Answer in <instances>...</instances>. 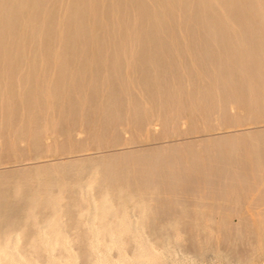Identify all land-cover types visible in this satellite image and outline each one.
<instances>
[{
  "label": "bare ground",
  "instance_id": "1",
  "mask_svg": "<svg viewBox=\"0 0 264 264\" xmlns=\"http://www.w3.org/2000/svg\"><path fill=\"white\" fill-rule=\"evenodd\" d=\"M202 33H204V34H202ZM246 38H247V42L245 41ZM248 39H251V40L249 41ZM201 42H202V44H201ZM203 42H204V44H203ZM244 42H246V44L248 42L249 43L251 42L250 44L247 45L248 51L251 50L252 48L254 49V47H256V49L258 47L257 51L258 50H261V51L264 50V46H263V44H264V0H0V111H1L0 123L4 122V119L8 120V123L11 122L10 124L12 125V127H11V125H8L7 122L4 123L5 129L7 131H9L7 127L10 126L11 128H13V124L16 123L15 120H17V122L20 123L19 121L22 119L21 118L20 120H18L19 119L18 116L20 115V111H25L24 112V113H26L25 115L29 114V112L32 113V115L34 114L35 117L32 116L33 117L32 119L29 117V115L25 116V118H24V119H26L27 117H28V119L30 118L31 122H32L31 125L33 126L34 121L37 122L39 120H42V118L45 117V116H42V118L40 119L41 114L38 115L39 114L38 112L40 110H42V112L45 111L46 113H48V116H47V118H48L47 119L48 120L47 125H49V127L47 128V130H48L49 128L52 127L51 124L59 125L63 122L61 125H64L65 123L61 119L64 118L63 117L64 115L66 116V112L68 115H71V114L72 115L78 114V116L81 115L82 112H84L87 109V107L89 108V104L91 102L90 100H92L91 103H93V100L95 99V94H93V93H100V92L101 93L105 92V95L107 93L106 96L104 95L107 100L105 98L104 99L108 102V104L110 101L109 106L112 105V109L114 108L115 104L114 103H113L114 105L111 104L112 103L111 98H113L114 95H115V97L113 98V101L115 100V98L117 96H118L117 97L118 99L116 98V100H119L121 93H126V94L128 93V95H130V93H131V96L133 97L135 94V93L133 94V92H136V94H137L136 97L137 98L139 97L138 101L140 100V96L142 95L143 98H147V99H145V100H147L146 102H148V97H150L149 99L150 100L152 99L155 104H158V107H159V104L162 105V104L167 103V105L169 106V105H171L170 103H173V104L178 103L181 106L180 109H182V110L184 109L183 114H185L186 107H184L185 103H183V99L185 98V100L187 101L186 97L190 93L189 92L190 90L188 91L190 86L196 87V85H195L196 83L191 82V81L192 80L195 81L197 78L203 79L205 74L206 75L208 74V77L209 76H215L217 74L216 72L218 69H216V72L213 70L215 68L213 66L214 64H213V62L212 63L208 62V60L206 58L207 56L212 55L211 56V58H212L214 56V54H216V53H218L221 56L224 55L222 57L225 59H223L222 61L225 60V62L219 63L220 60L218 62H216L217 64L219 63L218 67L219 68L223 67L222 70H224L223 71L224 73L220 70H219V72L220 73L222 72L221 73L222 76L227 77L231 82L237 83V86H238V83L242 84L241 83L242 80L240 78L242 75L238 79V73H240L241 66L243 67L246 59L248 58L244 54V52H245L247 55L248 52H246V50H244V52H242V50H243L242 44ZM205 43H207V45H209V46H207ZM210 45H212V46H210ZM245 47L246 46L244 45V48ZM260 47H261V49H260ZM256 49H254V50L256 51ZM229 50H230V52H232L231 50H235V52L239 53L238 57H237V59H238L237 61L231 60V56L233 55L232 54L233 52L229 53ZM220 51H224V52H220ZM225 51H227V54ZM261 51H258V52L262 53ZM240 52H242V54ZM260 53H258L257 56L259 55L258 57H262L264 59V56H261ZM250 54H251V52H250ZM174 56H176V57H174ZM182 56L185 57L184 60H186V57L188 59H190L191 63H192L193 59L194 60L197 59L196 60L197 64L194 63L191 65H188L190 63L187 61L188 60L187 59L186 61L188 62V64L185 65V63H184L185 61L183 60L184 62H182L180 59ZM216 56H217V54H216ZM233 57H234V55H233ZM244 57H246V58H244ZM250 57L252 58L251 55H250ZM211 58H209V61H211ZM215 58H217V57H215ZM172 61H174V62H172ZM252 61L253 60H251V62ZM259 62H261L260 63L261 66L264 67L263 66L264 62H263V64H262V61L259 60ZM214 63H215V61H214ZM216 63H215V66H216ZM254 64H256V63L254 62ZM250 65H252V63ZM174 66L181 73L180 79H176V75L174 73L175 72ZM254 66H253V68H256ZM245 67H247V66H245ZM262 67H258V68L264 70V68H262ZM216 68H217V66H216ZM142 69L144 70V72H146V75H144L145 74L144 73L143 74L144 76H142V77L146 76L147 78L145 77L142 79L141 78L138 79V77L140 75L139 71H142L141 74L143 73ZM205 69H206V71L208 70V72H206ZM247 69L248 68H246V71H244V72L246 73L248 71L247 72L248 75L251 76L252 73L249 72L250 69L249 70H247ZM257 69H255V71ZM137 72H138V75H137ZM186 74L189 75L188 78L186 77L187 76ZM221 74H219L218 77L221 78V80H222V77L220 76ZM162 76L164 79L166 77L170 76L172 81L166 82V80H164L162 78ZM253 76H254V74H253ZM140 77H141V75H140ZM208 77H207V79H209ZM177 78H179V77H177ZM210 78L212 79V77H210ZM219 78L217 79L218 82H219ZM227 78H225V79H227ZM252 78L250 81L248 78V81L252 82ZM260 78L263 79V77H260ZM145 79L148 81L145 82L143 88H145V90L147 92L144 91L143 88L140 90V88L138 87L140 85H141V87L143 86L142 84L138 85L139 80L140 81L142 80L140 83H144L143 80H145ZM166 79H168V78H166ZM239 81H241V82H239ZM197 82H198V80H197ZM202 82H206V81L203 80ZM212 82H211V84H212ZM259 82H261V81H259ZM193 83H195V84H193ZM200 83H201V80H200ZM263 83H264V81H263ZM201 84H199V85L201 86ZM221 84H222V82L220 83L219 86H221ZM249 84H250L249 86L246 85L247 92L249 91L248 87L251 88V86H252L251 83H249ZM224 85H222V86H224ZM219 86L217 85V89L220 88ZM224 87H227V86L225 85ZM224 87H223V90H221V91H223L225 93V91H227L228 88L225 89ZM240 87L241 86L239 85V88L237 87L238 88L237 90H239ZM201 89H202V92L205 91V90L203 91V86L201 87ZM200 90H199V92H200ZM246 90L243 89V91H245L244 93H246ZM192 91H193V89H191V92ZM218 91H220V90H218ZM252 91H253V89H252ZM252 91H251V93H252ZM138 92L140 94H138ZM223 92L221 93L222 96H224ZM253 92L255 93L256 91L254 90ZM145 93H146V95H144ZM256 93H258V92H256ZM256 93H255V95H256ZM91 94H93V95L90 96ZM259 94L260 93H258L257 97L258 96L260 97ZM128 95H126V97H129ZM138 95H140V96H138ZM192 95L194 98L193 92H192ZM192 95H191V97H192ZM204 95H206L205 96L206 99H204L205 104L207 102L210 103L211 102V101L209 102L210 98H209V100H207V94H204ZM204 95H202V97H204ZM213 95H215V93ZM233 95H234V93H233ZM240 95H242V94H240ZM240 95L239 96L234 95V97L239 98ZM253 95L254 94H252L251 96H253ZM97 96L98 95L96 94V97ZM100 96H103V95L99 94L98 98ZM228 96H231V95H228ZM228 96L226 97V99L224 97H222V98L224 99V101L226 100L227 103H229V102L231 103L235 98H233V100L229 101V99H231V98H229ZM91 97H94V99L93 98L91 99ZM123 97L125 98L126 101H123L124 100ZM126 97L121 95V99L123 102H121L120 100H119L120 102L119 101H117V102L119 104L123 103V105L125 103L127 104V98ZM195 97H196V95H195ZM257 97H256V99H257ZM227 98H229V99L227 100ZM237 98L235 99V101L238 100ZM247 98L249 99V95ZM252 98L254 99V96ZM262 99L263 98H261V100ZM98 100L101 101L100 98ZM98 100L95 99L94 103H96ZM129 100H130V97H129L128 101ZM136 100H134V103ZM194 100H195V98H194ZM201 100H203V98ZM212 100H214V99L212 98ZM238 101L240 102V100H238ZM245 101H247V99ZM253 101H255V99ZM253 101H251V107L252 108H253L252 103H254ZM79 102H81L82 106ZM82 102H84V103H82ZM107 102L106 103L104 102V105H103L104 108H107L106 110H108V107H106V105H105V104H107ZM130 102H131V100H130ZM204 102H202L203 105H204ZM241 102L243 103L244 101H241ZM247 102H249V101H247ZM115 103H116V101H115ZM140 103H142V101ZM259 103H260V100H259ZM98 104H100V103H98ZM129 104L128 105L131 106L132 102ZM189 104H190V102H189ZM234 104H236V102H234ZM243 104L245 105V103H243ZM79 105L81 106V109L78 108V107H80ZM100 105L102 106V104H100ZM123 105H121L122 107L121 106H119V107L123 108ZM211 105H214V104H209V106L206 105L207 107L205 106L204 108L207 109L209 107L207 109L209 111V110H211L210 108L213 107ZM225 105L227 107L228 104H225ZM246 105H250V104L246 103ZM255 105H256V103H255ZM85 106H86V109L84 108ZM91 106L93 107V111H94V109L97 108V104H94V105L91 104ZM127 106L125 105L124 107L127 108ZM134 106H137V104L136 105L134 104ZM153 106L154 105H152V107ZM163 106L159 107V108H163ZM168 106H166V108ZM92 107H90V108H92ZM94 107H96V108H94ZM143 107H144V105H143ZM170 107H172V106H169V110L171 109ZM214 107H215V105H214ZM217 107H218V105H217ZM236 107H237V105H236ZM255 107H254V109H255ZM257 107H258V105H257ZM121 108H119V112H121V113L123 111L125 112L124 108H123L124 110L120 111ZM139 108H141V109H139ZM139 108L137 109V107H136L135 109L141 111V114H142L143 113L142 110L144 111V109H142V106ZM173 108L175 109V107H173ZM191 108H192V106H191ZM191 108H189V111H191L190 113L195 115L193 113V109H191ZM213 108H212V110H214L213 111L214 114L211 113V115H209L210 117L212 116L211 117L212 122H214L216 120L213 118V115H216L217 113L220 112V111L216 112L215 109H213ZM79 109H80V111H79ZM83 109H84V111H82ZM112 109L110 108L108 111H110ZM145 109H146V107H145ZM149 109L151 110L150 107H149ZM154 109H156V108L154 107L152 110H154ZM258 109L259 108H256L257 113L259 112ZM89 110L90 109H87V112H85V115H87V116H85V115L83 116L84 118L85 117L87 118L88 123H90L89 121L91 120V118L89 120V116H88V114H86L89 112ZM116 110H118V109H116V108L113 109V111H116ZM150 110H147V113ZM197 110H199V109L197 108ZM222 110H223V105H222ZM226 110H228V108H226ZM241 110H242V108H241ZM241 110L239 109V111H241ZM108 111H107V113L110 114ZM113 111H111V114H112L111 117L109 115H105L106 114L105 113L104 118H105V116L106 117L108 116L112 119V117L114 116ZM128 111L129 110H127V112ZM131 111L133 112L132 109H131ZM131 111H129V115H130ZM232 111H233L232 114H234V108H232ZM239 111H238V113H239ZM11 112H12V115H11ZM16 112H18V113H16ZM104 112H106V111H104ZM164 112L165 111H163V113H161V114L165 115L166 112H165V114H164ZM204 112H207V111L204 110ZM242 112L243 111H241V113ZM252 112H253V110H252ZM117 113H118V111H117ZM136 113H137V111H136ZM147 113H146V115L149 114V113L148 114ZM181 113H182V111H181ZM209 113H210V111H209ZM257 113H256V115H257ZM5 114H6V116H5ZM50 114L54 115V116H51ZM115 114H116V112H115ZM133 114L134 113H132V115ZM138 114L140 116V112ZM168 114H169V111L167 112V115ZM170 114H171V110H170ZM178 114H179V112H178ZM202 114H204V113H201V115ZM246 114H247V111H246ZM42 115H43V113H42ZM59 115H62L63 118ZM122 115H121V117H122ZM124 115L126 118V112ZM167 115L164 116V117H166V119L169 118V116L167 118ZM220 115H222V119H223V115H224L223 112ZM236 115L234 114L232 116H236ZM244 115H245V112H244ZM30 116H31V114H30ZM56 116L61 117V119H57ZM115 116H114V119L115 118L116 119L121 118L119 113H118L119 118H118V116L117 117H115ZM185 116L181 115V116H177L178 118L181 117L180 119H178L177 117L176 118L179 121V120H182ZM196 116L197 115L193 116V118L190 116L193 120L195 117V121H194L195 123L197 121ZM217 116H218V114H217ZM259 116H261V115L259 114ZM70 117H72V116H69L68 118H70ZM74 117L75 116L73 115L72 119H74ZM108 117H107V119H108V121H110L111 119H109ZM153 117L157 118L156 116H153ZM214 117L216 118V116H214ZM75 118L77 119V116ZM78 118H80V117H78ZM104 118H102V120ZM129 118H131V115L129 116ZM137 118H138V115H137ZM160 118H162V115L160 116ZM171 118H169V120ZM191 118H189V119H191ZM205 118L207 121L206 114L204 115L203 119H205ZM218 118L219 117H217V119ZM228 118H230V117H228ZM249 118H251V115ZM2 119H3V121H2ZM13 119H15V120L12 122ZM30 119H29V121H30ZM65 119H66V117H65ZM72 119L70 118L68 120L71 121ZM121 119L123 120L124 118L122 117ZM142 119H145V118H142ZM148 119H146V122ZM150 119H151V117H150ZM177 119L175 120V122L177 121ZM213 119H214V121H213ZM232 119H233V122H235L234 120H236V121L238 120V118L235 119V117ZM246 119L248 121V118H246ZM26 120L25 121L22 120V121H24L23 122L24 124H22V127H23V125H25ZM75 120H73V121H75ZM87 120H85V121H87ZM169 120H167V121H169ZM183 120H186V119H183ZM73 121L71 122L72 126L74 123H75V125L77 124L76 122L78 121V119L74 123H73ZM142 121L144 122V120H142ZM178 121H177L178 124H179V122L184 123V121H179V122ZM190 121L188 120L189 123H190ZM221 121H222L221 119H220V121L216 120V123H214L213 126L218 124L217 122L220 123ZM94 122L97 123L96 121H94ZM102 122H100L101 125H103V124L105 125V123L107 121L105 122V120H104V123H102ZM124 122H125V119H124L123 123ZM130 122H131V119H130ZM143 122H142V124H143ZM156 122L157 121L155 120V124H156ZM170 122H168V123L163 122L164 123L163 125H165L163 128H167L169 130L170 125L169 126H167V125L170 124ZM194 122H191V123H193L195 125V126L193 125V127H194L196 132L194 131L193 134L196 135V134H199V133H197V130H196L199 127H197V123L195 124ZM86 123H84V124H86ZM95 123H90V124L95 125ZM151 123H150V126H152ZM198 123H199L198 126H200L201 123L200 122H198ZM203 123H205V120ZM223 123H224V121H223ZM255 123L257 124L258 122L256 121ZM6 124H7V126H6ZM35 124L37 125V123H35ZM40 124H42V123L39 122V124H38L39 127L41 126ZM68 124H67V126H68ZM90 124H88V125H90ZM182 124H181V128L184 127V124L183 125ZM186 124H185V126H186ZM209 124H210V122H209ZM231 124L233 126H235L234 124L237 125L238 123L235 122L234 124L233 123H231ZM261 124H264V122L263 123L261 122L260 125ZM1 125H3V123ZM4 125H3V127H4ZM15 125H17V123ZM18 125L21 126V124H18ZM31 125H30V127L32 128ZM106 125H107V123H106ZM126 125L125 124L123 125V126H125L124 130L126 129ZM147 125L149 126V122H148V124L143 125L142 126L143 128L142 127L141 128L144 129V127L145 126L147 127ZM159 125H161V124H159ZM204 125H206L205 126L206 128L202 127V128H204V132H206V131L208 132V130L205 131V129H208L209 126H207L206 123L202 124L201 126H204ZM37 126H36V129H34L33 134H31V135H34V133H36V136H39L41 134L40 131L44 129V126L42 125L43 129H41L42 127L39 128L41 130H38ZM65 126H64V129L67 128V126L66 127ZM116 126H117V124H116ZM116 126L114 127V128H116L115 134L118 133V132L116 133V131L118 130L117 129L118 126L117 127ZM130 126H131V124H130ZM150 126L148 128H150ZM153 126L155 129V125H153ZM213 126H212V128H209V130L213 129ZM219 126H221V125H219ZM219 126L217 125V127H219ZM233 126H230V127L233 128ZM238 126H242V128L245 130L249 129L247 127H250L249 125L245 126V128L243 127V125H238ZM238 126L236 127L237 131L239 130ZM256 126H258V125L251 126V128L252 127L256 128ZM3 127L1 129H3ZM19 127H18V129H19ZM26 127H27V124H26ZM74 127L76 129V126H73L72 128H74ZM99 127L100 126H98V128ZM138 127H139V125H138ZM173 127L175 129L176 125ZM178 127H180V126L178 125ZM178 127L176 128V130H178ZM260 127L259 128L261 130L263 128V126H260ZM56 128H55V130H56ZM59 128H60V126L58 127V129ZM80 128H81V126H80ZM101 128H100V130H101ZM121 128H122V126H121ZM156 128H158V126ZM181 128H179V130ZM25 129H24V131L21 130V132L24 133L26 131L27 133L25 132L26 133L25 135L28 136L29 130H28V128H27V130H25ZM58 129H57V131H58ZM61 129H59L60 133L58 132L57 134H59V135L61 134V131L63 130V129L62 130ZM69 129H70V131H69ZM75 129L72 130L70 127H68V130L66 129L64 131L65 132L69 131V133L70 132L72 133V131H73V132H76L78 134L79 131L77 132L76 131L77 129L76 130ZM171 129H173V128H170V130ZM187 129H188V127H187ZM194 129L192 128V130H194ZM215 129L217 130V128H215ZM221 129H224V127L222 126ZM229 129L230 128H228V134L230 131ZM243 129H242V131H243ZM4 130L0 131V132H2V133H0L1 134L0 137L2 136V134H4L3 133ZM103 130H102L103 134H104L105 130L107 133L106 126H105V129H103ZM137 130H138V128H137ZM163 130L164 129H162L161 133L163 132ZM200 130H202V129H200ZM232 130H234V128ZM245 130H244V132H245ZM11 131H13V130H11ZM18 131H20V130H18ZM48 131H50V129ZM84 131H86V129ZM122 131H123V128H122ZM144 131H146V130H144ZM184 131H185V133H184ZM184 131L183 130L181 131L182 136H183V134H186L189 130L187 131L184 129ZM237 131H233V132H237ZM81 132L82 131H80V133ZM123 132H125V131H123ZM173 132L174 131L171 132L172 137H173V135L176 134L175 132H177V131L174 132L175 134ZM202 132H203V130H202ZM207 132H206V134H207ZM218 132H219V130H218ZM220 132H222V131L220 130ZM225 132H227V130ZM261 132L264 135V131L261 130ZM16 133H19V134H17V138H19L18 136L22 135V136H20L19 141H21V143H23L22 142V140L24 139L23 134H20V132H16ZM52 133H54V131ZM64 133L62 132L61 136L64 135ZM125 133H127V135H128V133H130V132H125ZM125 133H124V135H125ZM143 133L145 134V132H143ZM150 133H151V129H150L149 134ZM152 133H153V131H152ZM167 133L170 134V132H167ZM167 133H166V135H168ZM215 133H216V131H215ZM238 133H240V131ZM247 133L249 135L250 132L247 131ZM253 133L255 134L256 137H258L257 139L259 142L261 139L259 140V136L256 135L257 133H255V132H253ZM253 133H252V135H253ZM44 134L45 133H43L42 136L46 135V134L45 135ZM47 134H49V133L47 132ZM73 134H70V135L72 136ZM81 134H83V132ZM97 134H95L94 136H96ZM103 134L100 132L99 136H101ZM113 134H114V132H113ZM115 134H114V137L116 136ZM162 134H165V133H162ZM178 134H180V133L177 132L176 135H178ZM231 134H229V136ZM7 135H9V134H7ZM7 135H4V137L8 138V137H6ZM52 135H54V134H52ZM56 135H55V137H56ZM75 135H73L74 136V138L72 137L73 139H76V137H79V136L75 137ZM86 135H87V133H86ZM90 135H92V134L90 133ZM120 135H122V133ZM132 135H134V134H132ZM157 135L159 136V133ZM180 135H178V136H180ZM186 135H188V133ZM243 135H244V133H243ZM252 135L248 136V138L251 137L250 140L252 139ZM61 136H59V137H61ZM152 136H153V134H152ZM164 136H161V140H163L162 138H164ZM198 136L199 135H197L196 137L194 136L195 138L193 137L194 141H196L195 139H197ZM201 136L202 135H200L199 138H201ZM203 136H205V133ZM208 136L209 135H207V137ZM237 136L238 135H236V139H237ZM255 136H253V137H255ZM59 137H57V138L59 139ZM103 137H107V136L104 135ZM169 137H168V139L172 138V137H170V138ZM261 137H263V136L261 135L260 138ZM48 138H49V136H48ZM68 138H69V136H68ZM72 138H71V140H73ZM128 138H126V139H128ZM151 138H153V137H151ZM156 138H157V136L154 138V141L155 140L157 141V139H159L160 137L157 139ZM176 138H177V136H176ZM181 138L182 137H180V140H181ZM244 138H243V140H244ZM35 139H36L35 141H37V137H35ZM54 139H56V138H54ZM88 139H89V137H88ZM96 139L94 140V138H93L91 140H94L93 142L96 143L95 142ZM100 139H102V136ZM118 139L119 138H117V140ZM121 139H123V138H121ZM149 139H150V137L147 139V143H143V144L144 145L148 144V143L150 144V142L153 139H150V140ZM168 139L164 138V140L171 141ZM178 139H179V137H178ZM188 139H189V137H188ZM229 139H231V137ZM240 139H241V137H240ZM15 140H18V139H14V141ZM66 140L68 141V139H66ZM66 140H65V142H63V144H61V143L60 144H61V146L65 145L66 147H68V149H70V145L67 144L68 145L67 146L65 144ZM91 140H90V142H91ZM104 140H106V139L104 138ZM109 140H110V138H109ZM132 140H133V138H132ZM161 140H159V141L165 142V141H161ZM172 140L174 141L176 139H172ZM180 140H178V143L180 142ZM2 141H3V139L1 140V142ZM19 141H17V142L19 143ZM35 141H33V142L35 143ZM40 141L43 142L42 140H40ZM81 141H83V140L81 139L80 142ZM112 141H114V140H111L110 142L112 143ZM122 141H124V139ZM130 141H131V139L129 138V142ZM159 141H157V142H159ZM173 141H171V143ZM189 141H191V139ZM252 141H253V139H252ZM7 142H8V139H7L6 143H4L5 146H6ZM30 142H31V140H30ZM46 142H47V140H46ZM71 142L72 141H70V143ZM90 142H88L89 144L87 143V145H90ZM134 142H132L131 145H134V144L137 145L138 143H140V141L136 142V140ZM181 142H182V144H181ZM181 142H180V146L184 145L185 142L184 141H181ZM246 142H247V140H246ZM261 142H263V141H261ZM24 143H27V141ZM37 143H39V141ZM37 143H35V144L37 145ZM74 143H72V144H74ZM84 143L86 145V142H84ZM114 143H115V141H114ZM123 143H128V142H122L121 145ZM154 143H156V142H154ZM191 143L192 142H190L189 145H191ZM197 143L201 144V139ZM197 143L193 142L192 145L197 144ZM206 143H208V142H206ZM210 143L214 144V143H212V140L210 141ZM210 143H208L209 146L211 145ZM248 143L249 142H247V144ZM255 143H256V141H255ZM2 144H3V142H2ZM39 144H40V146H39ZM39 144L37 146L36 145L35 146L36 147L39 146L38 148L41 149V151H42V146L44 144L43 145H41V143H39ZM81 144H80V147L82 146ZM98 144H99V142L96 143V145H98ZM101 144H102V142H101ZM116 144H118V143H116ZM160 144H161V146H163L162 145L163 143H160ZM166 144H167V142H166ZM166 144H164L165 147H166ZM250 144H251V141H250ZM262 144H264V142ZM17 145L18 144L16 143L15 146H17ZM78 145H79V143H78ZM85 145H83V146H85ZM121 145L117 146L118 147L117 152H118L119 147ZM141 145H142V143H141ZM249 145H248V149L249 148L251 149L252 146L249 147ZM257 145L258 144L256 143V146ZM11 146H12V144H11ZM15 146H13V147H15ZM25 146H26V144L24 145V147ZM30 146H32V145H30ZM54 146L52 145V147H54ZM58 146L61 147L60 145H58ZM98 146L100 147L101 145H98ZM107 146H108V144H107ZM113 146H114V144H113ZM124 146L125 147L130 146V143H129V145L123 144V147ZM148 146H147V148H148L147 152H151L152 150H149V147H151V145L149 147ZM236 146H239V145H236ZM18 147H19V145H18ZM63 147H61V148H63ZM76 147H77V145H76ZM125 147H124V149H125ZM193 147H196L195 149H197V151L200 148L199 150L201 151V147H199V145H197V146L194 145ZM197 147H199V148H197ZM48 148L50 149V147H48ZM72 148H73V146H72ZM82 148H84V147H82ZM96 148H98V147L96 146ZM100 148H98V149L101 150ZM113 148L116 149L115 146ZM210 148L211 147H209V149ZM228 148L226 147V149H228ZM239 148H241V147H239ZM259 148L260 147L257 146L256 150ZM33 149L30 150V152L37 151V149H35V150H33ZM53 149H55V148H53ZM53 149H52V151H54ZM68 149H66L67 152H69L71 150L70 149L68 151ZM102 149H105V148H102ZM108 149H110V148H108ZM114 149H113V151H114ZM120 149H121V147H120ZM131 149L133 150L134 148H131ZM135 149L140 151V147L138 149V146ZM135 149L133 151H135ZM152 149H155V152H156V148L152 147ZM172 149H173V145H172ZM179 149L181 150L184 148L182 146V147H179ZM0 150H1V147H0ZM23 150H27V149L24 148ZM61 150L63 151V149H61ZM111 150H110V152H111ZM132 150H131L132 157H135L133 154H136L137 152L133 153ZM142 150H144V148L141 149V153H142ZM161 150H163V148ZM194 150L191 149V151H192L191 154H193ZM239 150H238V153L240 152ZM243 150H244V147H243ZM39 151H38V153H39ZM85 151H86V154H88L87 150H85ZM85 151H84V156L86 155ZM104 151H107V150H104ZM125 151H127V150H125ZM197 151L195 150V152H197ZM208 151H210V150H208ZM247 151L250 154V151L249 150H247ZM24 152H26V151H24ZM77 152H78V150H77ZM88 152H89V149H88ZM92 152H93V154L92 155H86V158L93 157V155L95 157L96 153L94 154V151H92ZM128 152H129V150H128ZM128 152H127V154H128ZM162 152H164V151H162ZM184 152H185V150H184ZM201 152H202V154L204 153V151H201ZM220 152H221V150H220ZM226 152H228V151H226ZM243 152H245V151H243ZM261 152H263V151L261 150ZM1 153L2 152H0V154ZM6 153H7L6 156L11 154L8 152H6ZM59 153H60V150H59ZM102 153L103 152H101V154ZM138 153H140V152H138ZM221 153H223V152H221ZM254 153L255 152L253 151L252 155H254ZM12 154H14V153H12ZM24 154L25 155H22V153H21L22 156L19 155L20 158L25 157L26 153H24ZM40 154L38 155L39 159L41 158ZM69 154H70V152H69ZM69 154H66L67 157L69 156L68 159L70 158ZM113 154L110 153V155H113ZM122 154H123V152H122ZM122 154H120V155H122ZM214 154H215V152H214ZM233 154H235V153H232V156L236 157V154L235 155H233ZM72 155H74V154H72ZM72 155H71V157H72ZM98 155H100V153ZM130 155L131 154H129V158H130ZM182 155L186 156L187 154H186V152L182 154V151H181V156ZM195 155L196 154H193V157H192L193 160H194ZM19 156H17V157H19ZM33 156H32L33 158L37 157V156H35V154ZM42 156H43V154H42ZM84 156H82V157L77 156L76 158L73 157L71 159L72 160L74 159V162H75V159L80 157L81 159L84 158L83 160L85 161L86 158ZM136 156H137L136 158H138L140 156V154H138ZM201 156H203V155H201ZM245 156L242 155L243 159H245L247 157V156L246 157ZM260 156H261V153H260ZM60 157H62V159H63L64 156H59L57 158H60ZM102 157H103V155H102ZM102 157H101V159H102ZM132 157L130 158L131 159L130 161L133 164L135 162L132 161L134 159ZM249 157H247L246 159L250 160L253 156L251 158H249ZM1 158L2 157H0V159ZM3 158H4V156H3ZM11 158H13V157H11ZM37 158L33 161H37V160L39 161V159H37ZM45 158H44V160H45ZM52 158L56 159L55 160L56 162H54V163L52 162L53 164L58 163V162L61 163V161H63V162L67 161L66 162V163H68L67 167H69L70 164L72 165V163H73V162L69 163L68 161H72V160L71 159L67 160V158L64 160H61V159L58 160L57 158L51 156L50 159H52ZM95 158H97V157H95ZM123 158H125V155ZM127 158H128V155H127ZM140 158H142V157H140ZM226 158H227V156H226ZM47 159H49V158H47ZM104 159L109 161V159H107V156H105ZM104 159H103V164H104ZM181 159H183V158H181ZM197 159H198V157H197ZM41 160H42V158L40 159V161ZM49 160H47V161H49ZM83 160L78 161V162L76 161V162L77 163L87 162V161L83 162ZM91 160L93 162L95 161V159H92V158H91ZM120 160L118 162H120ZM141 160H143V159H141ZM174 160H177V159L175 158ZM185 160L187 161V158ZM28 161L30 163L32 160H28ZM96 161L99 163L100 160H96ZM112 161H111V163H109V164H111V166H112ZM137 161L138 160H136V162ZM144 161H140V162H144ZM146 161H147V159H146ZM146 161H145V164H146ZM226 161H231V159L226 160ZM246 161L247 160H245L244 162H245V164H247L246 166H248L249 163L248 162L246 163ZM0 162H2V160ZM44 162H46V161H44ZM49 162H51V160ZM97 162H95V163H97ZM118 162H117V164H118ZM126 162L128 163V161H126ZM187 162H186V164H188ZM24 163H25V161H24ZM34 163H36V162H34ZM46 163L51 164L48 162H46ZM81 163H80V165H81ZM100 163L102 165L101 161H100ZM105 163H106V161H105ZM121 163L118 164V166L120 165L119 167H121V165L125 166ZM123 163H125V162L123 161ZM0 164H2V163H0ZM3 164H4V162H3ZM18 164H22V165L16 164L17 167L23 166V162L22 163L18 162ZM88 164L86 163L87 167L84 164V167L86 168L85 171L87 170V168H88V170L90 168V166ZM90 164H91V162H90ZM142 164H144V163H142ZM142 164L139 163V165H141V166H142ZM145 164L143 166L146 167ZM229 164L230 163L227 164L228 165L227 167H229V168L234 169V167H236L235 162H234V164L231 163V165H234V167H231V165H229ZM12 165H14V164L10 163L9 167ZM16 165H15V167H16ZM27 165L28 164H26V166ZM58 165H61V164L58 163ZM63 165L64 164L62 163V168L60 166H59V168L64 169ZM73 165H75V164H73ZM73 165L71 167H69L68 171L71 172L72 175H74L72 179H75V177H76L75 175L78 173L80 174L83 171H80V172L75 171L78 168L77 167L78 164H76V167H77L76 169H74V170L71 169L72 167L74 168ZM106 165H108V162ZM130 165L131 164L128 163V166H130ZM135 165H136V163H135ZM196 165H198V164H196ZM42 166L45 167V165H42ZM56 166H57V164H56ZM56 166L54 165V168ZM133 166H134V164L132 165V167ZM177 166L178 165H176V167ZM186 166H188V165H186ZM0 167L3 168V166H0ZM9 167H8V169H9ZM15 167L13 166V168H12L13 171H14ZM27 167H30V166L28 165ZM82 167H83V164H82ZM82 167H80V168L83 169L84 167L83 168ZM103 167H104V165H103ZM119 167L116 166V170H119L118 169ZM132 167H131L130 171L135 170V167L133 169H132ZM157 167H159V166H157ZM48 168H49V166L47 165V169ZM54 168H52V169H54ZM59 168H57V169L59 170ZM106 168L109 169L110 167L107 166ZM106 168H105V170H106ZM121 168H123V167H121ZM140 168H143V167H140ZM161 168H163V167H161ZM12 169L10 167V170H12ZM18 169H20V168L18 167ZM18 169L15 168L16 172L14 171V173L17 174ZM50 169H51V167H50ZM81 169H79V170H81ZM101 169L103 171V168H101ZM136 169L138 170V167ZM2 170L3 169H1L0 172H3ZM72 170H73V172H72ZM113 170L115 171L114 167H113ZM123 170H126V169H122V170L120 169V171H118V172H121L120 173L121 177L124 173V172L122 173ZM140 170H138V171L140 172ZM170 170H174V169L171 168ZM184 170L186 171V169H184ZM6 171L3 172V173H5L4 175H6L7 173L13 172V171H11V172L10 171L6 172ZM30 171H31V169H30ZM30 171H27L28 175H31L29 173ZM47 171L49 172V170H47ZM59 171H61V170H59ZM106 171H108V170H106ZM142 171H143V169H142ZM187 171H189V170H187ZM218 171H219V169H218ZM235 171L237 172V168H235ZM23 172L24 171H22V173ZM48 172H46L45 174L47 175ZM52 172H53V170H52ZM69 172L66 175L67 177H69V174H71ZM75 172H76V174H74ZM132 172L134 175V171H132ZM22 173H19V174H22ZM51 173H50V175L48 174L49 177H47L48 176L47 175L45 178H41V179L38 178L37 179V187H38L37 191H39V192L36 193V195L35 194H33V195L28 194L27 196L30 195L29 197H27V196L23 197L24 193H26V191H27V193L30 192L29 187H28L27 188L28 190L22 191L23 196L20 197L22 199L18 200L20 202L16 201V203H14L12 201L13 204L20 203V205H19L20 207L21 206L23 207V205H25V207L27 206V221H26V223L27 224H29V223L34 224L35 227H37V231H36L35 236L28 239V241H23V236H24L23 230H22V232L10 230V228H12L16 225V220H15V218L17 217V216H15L16 210L19 209L20 207L19 206H18L19 208L14 207L12 202L10 200H8L9 199L8 195H7V197H8L7 200L13 206H10L9 203H8V205H6V202H8L6 200V193H5V195L3 194V192H6V190H2V188L6 185L7 182H10V181H7L5 183L3 182L4 180L0 181V182L5 184L4 186L2 184H0V264H264V203H263L264 197L262 199L258 196V199L260 198L263 201V202H261V200L259 199L260 200L259 203H263V204H261L262 206L259 207V206H257L259 204L258 199L254 200V198L249 196L250 198H252L251 199L252 201L253 200L257 201L255 203V204L258 203L256 205L257 209H255V210L253 209V211H247L246 210V212H243V213L241 212L242 214L240 213L241 214L239 216L240 218L237 219L236 222L230 220L231 219L230 217H229L230 218L229 221L227 220L228 218H226L227 221L224 218L225 221L221 222L219 220V223H216V221H214V218H209V219L205 218V221H203V222L193 223L192 225H195V226L190 227V230H187V229L181 227V224L178 222H169V224L167 225L168 227L162 225L161 227L149 228V230H148V229H146L147 228L146 223H144V221H142L143 218L145 217L144 212L146 211L144 204L138 202L139 203L137 205L138 216H139L138 220L132 214V208H135V206L132 207L133 205L131 206L129 204L131 206V209L129 208L130 206L129 207L127 206L128 209L126 208V204H128L127 202H130L132 204L131 201L134 199V196L132 194H129V192L127 194V193H125V191L123 189L118 191V190H116V188L112 187L114 189V190L112 189L113 191L116 190L115 193L117 195V197H115V195L113 194L114 199L119 198V201H121V204H120L121 207L117 204V206H119L118 209L114 208V205H113L114 202L112 203V201L110 200L111 198H109V196L107 194L103 195L100 200L98 198H95V200L92 199V197H91V183L93 182V178L96 175V169H95V170H92V172L90 174V178L88 179V181H86L85 183H82V184L78 183L80 185L79 186L80 192L83 193V197H84L83 200L86 203V206L85 207L83 206L82 209L84 208L83 213L87 218V220H86L87 221L86 222L87 231L90 233L89 235H87L84 238V240H80L79 236H77V235L72 237V236L67 234L66 225L63 222V218H65V217H63L62 215L69 209V207H68V209L66 208L67 209L66 211L64 210L65 208L63 209V207L61 205L62 200H61V196H60L61 195L60 193L62 192V187H64L65 182L57 180L56 178L54 179L55 173H52V174ZM61 173H62V171H61ZM61 173H58V175L60 174L61 176L64 177V174H63L64 172L62 173L63 175ZM88 173H90V172L88 171ZM104 173H105V171H104ZM113 173H112V175H114L115 173L117 174V172H115L114 174ZM131 173H129V174L131 175ZM142 173H141V175H142ZM16 174H13V175H16ZM27 174L25 173L24 175H27ZM138 174H140V173H138ZM138 174H135L136 177ZM188 174H189V172H188ZM233 174L235 175V173H233ZM4 175H3V177H4ZM23 177L21 176V180L24 179V181H22V182L25 183L26 182L25 176H23ZM118 177L121 178L120 176H118ZM138 177L141 178L140 175ZM0 178H2V176ZM135 178L133 177V179H132L133 182H136ZM160 178H161V176H160ZM31 179L32 178H29V180H31ZM76 179H77V177H76ZM111 179H112V176H111ZM143 179H146V178H144V176H143ZM5 180H6V176H5ZM105 181H106V179H105ZM161 181H162V179H161ZM228 181H231V180L228 179ZM22 182H16L15 183L16 184L15 194L16 195H18L20 193V190L22 189V187H24V183H22ZM71 182H72V180H71ZM137 182H138V180H137ZM32 183H31V185H32ZM107 183H108L107 187L104 184L106 187V188L105 187L104 188L106 190H108L110 188L109 183H111V185H112V182H107ZM114 183H115V181H114ZM140 183H141V181H140ZM11 184L12 183H10V185ZM26 184H27V182L25 183V186H26ZM135 185H138V184H134V187H135ZM27 186H29V185L27 184ZM97 186H99V185H97ZM129 186H131V184ZM142 186H143V183H142ZM163 186H164V184H163ZM7 187L8 186H6V188L4 187L3 189H8L9 187L8 188ZM99 187H100V189H102L101 186H99ZM54 188L59 190V194L57 196H54L53 198L52 197L49 198L48 195L51 194V192ZM67 188H69V187H67ZM72 188L73 187H71L70 190H72ZM76 188H78V186ZM94 188L96 190L97 187H94ZM235 188H232L231 193H234V191L238 193V191H236ZM24 189H26V188L24 187ZM103 189H102V192L104 191ZM127 189L129 191L130 188H127ZM242 189H243V191H245L243 187H242ZM256 189H254V190H256ZM204 190H205V188H204ZM229 190H230V188H229ZM43 191L46 194L45 196H43L44 195ZM65 191L67 192V189H65ZM109 191H110V189L108 190V192ZM260 191L258 192V194H256V196L257 195L261 196ZM40 192H42V196H41ZM74 192H75V190H74ZM132 192H133V194H135L134 189ZM143 192L144 191L142 190V193ZM179 192H180V190H179ZM248 192H246V194ZM253 192H255V191H253ZM82 193H81V195H82ZM95 193H96V191H95ZM111 193L112 192H110L109 195H111ZM139 193H141V192H139ZM249 193H248V195H250L252 192L250 194ZM263 193L264 192H262V195H263ZM39 194H40V196H39ZM136 194L139 195L138 191ZM199 194H201V193H199ZM223 194H226V193H223ZM71 195H73V194H71ZM113 195H111V197ZM140 195H142V194H140ZM160 195H162V194H160ZM242 195H243V192H242ZM164 196H165V194H164ZM232 196H235V195H232ZM42 197H44V198H42ZM168 197H169V194H168ZM229 197L227 196V200L224 201L226 204H227V202L229 203V201H228ZM236 197H237L236 199H235V197H233L231 200L235 199L234 203H236V202L240 203L241 201L238 199L239 194L238 195L236 194ZM244 197H246V196L243 195V199H244ZM66 198H67V196H66ZM96 199L99 201L97 202ZM200 199L202 200V198H200ZM245 199L244 200L247 201V198H245ZM236 200H238V201H236ZM113 201H115L116 203L119 202V201L117 202L116 200H113ZM207 201H210V200H207ZM214 201H216V200H214ZM214 201H212V202H214ZM220 201L217 200V204ZM254 201H253V203H254ZM64 202H65V199L63 201V206H65V207H67V205L69 206V204L71 203L70 200L67 201V202H70L69 204L64 203ZM75 202H76V197H75ZM230 203H232V205H233V202H230ZM238 203H236V204L238 205ZM248 203L246 202V204H248ZM75 204L76 203H74L73 205H75ZM152 204H153V202H152ZM236 204H234V205L236 206ZM44 205H51V215L48 216L47 219H45L44 221L39 223V222H37L36 209L39 208L40 206H44ZM243 207L244 206L242 204L241 208H243ZM245 207L250 209L249 208L250 204H249V207L247 205ZM225 208L227 209V207H225ZM241 208H240V211H241ZM191 209L193 210V207ZM202 210H203V208H202ZM250 210H252V209H250ZM63 211H64V213H63ZM135 211L136 210H134V212ZM205 211H207V209L204 210V213H205ZM210 211L208 210V212H210ZM216 211L221 212V210L215 209V212ZM37 212H39V211L37 210ZM220 212L219 213L217 212V213L220 214ZM222 212H224V213L227 212L228 215L225 216ZM222 212L221 213L225 217H228L230 214H232V213L229 214L228 211H222ZM73 213H75V211ZM67 214H69V213H67ZM211 214H212V212H211ZM211 214L209 213L210 217H211ZM218 214L216 216H218ZM109 215H113V217H114L113 219H115V217H116V221L115 222H109L108 221ZM233 215H234V213L231 216H233ZM19 216H20V214H19ZM220 216H222V215H220ZM224 216H222V217H224ZM204 217H206V216H204ZM235 218H237V214H236ZM69 219H70V217H69ZM218 219H220V218H218ZM67 220H68V218H67ZM96 220L98 221V224L94 223V221H96ZM196 220L197 219H194V221H196ZM215 220H217V219H215ZM4 223H6L7 228L5 227ZM3 224H4L3 227L6 229H2Z\"/></svg>",
  "mask_w": 264,
  "mask_h": 264
},
{
  "label": "rangeland",
  "instance_id": "2",
  "mask_svg": "<svg viewBox=\"0 0 264 264\" xmlns=\"http://www.w3.org/2000/svg\"><path fill=\"white\" fill-rule=\"evenodd\" d=\"M202 34H204V33H202ZM249 41L251 40V39H248ZM204 41V40H203ZM245 41L247 42V38L245 39ZM246 42H244L243 44H242V48H243V50H242V52H244V50H246V52H248V54L246 55V53L244 52V54H245V56H247L248 58L246 59V61H245V64L243 65V67L241 66V70H240V73H238V79H239V77L241 78V80H242V82L241 81H239V82H241L242 84H240V83H238V86H237V83H235V82H231L227 77H223L222 76V72L224 71V70H222L223 69V67H221V68H219L218 67V65H219V63H223V62H225V60L224 61H222L223 59H225V58H223L222 56H224V55H219L218 53H216L217 54V56H216V54H214V56L211 58V56L212 55H210V56H207L206 58H207V60H208V62H213V66L215 67H213L214 69V71L216 72V69H218L217 70V74L215 75V76H209L208 77V74L206 75H204V78L202 79V78H197L195 81H193L192 79V81L191 82H195V83H193V84H195L196 85V87L195 86H190L189 87V89H188V91L190 92L188 95H187V97H186V99H187V101L185 100V98L183 99V103H185L184 104V107H186V110H185V114H183L184 113V109L182 110V109H180V104H178V103H175V104H173V103H170L171 105H169V106H172V107H170L171 109V114H170V110H169V106L167 105V103L166 104H159V107H162L163 105V108H159L158 107V104H155L154 103V101L151 99H149L150 97H148V102H146L147 100H145V99H147V98H143V96L141 95H138V96H140V100L142 101V103H140L141 101L139 100L138 101V99H139V97L137 98L136 96H137V94H136V92H133V94H134V96L132 97L131 96V93H130V95H128V93L126 94V93H121L120 94V98H119V100L121 101V102H123V101H126L125 100V98H124V100L122 101V99H121V95H123V96H125L126 97V95H128L129 97H130V100H131V102H132V104L134 103V100H136L135 101V105L137 104V106H134V104L132 105L131 104V106H129L130 104L129 103H131L130 102V100L128 101V99H129V97H126L127 98V104L125 103L124 105H123V103H118L117 101H119V100H116V98L118 97H116L115 98V100L113 101V98L115 97V95L113 96V98H111L112 100V103L111 104H117L116 106L114 105V108L113 109H118V110H116V111H113V109H112V105L111 106H109V104H110V101H109V104H108V102L106 101L107 99H106V95H107V93H106V95H105V92L104 93H93V94H95V99L96 100H98L99 98L101 99V101H97L98 103H100V104H102V106L100 105V104H98L97 102L96 103H94V101H95V99H94V97H91V99L93 98L94 100H93V103H91L92 102V100H90L91 102H90V104H89V108L87 107V109H90L89 110V112L88 113H86V114H88V116H89V120H90V118H91V120L89 121L90 123H95L94 121H96L97 123H95V125H93V124H90V123H88V120H87V118L85 117H83L84 115H85V112H87V109H86V106L84 107L86 110L84 111V109L82 110V111H84V112H82V114L81 115H79L78 116V114L77 115H75V114H73L75 117L77 116V119H78V121H77V119L74 117V119H72V117H73V115L71 114V115H68L67 114V112H66V116L64 115L63 117H62V115H59V116H61L63 119H61V117H57V119H61V120H63L64 121V125H61V124H59V125H57V124H51L52 125V127L51 128H49L50 129V131H48L47 130V128L49 127V125H47V122H48V118H47V116H48V113H46L44 110V112H42V110H40L38 113V115H40L41 117H40V119L42 118V116H45L44 118H42V120H39L37 117V119L39 120V121H37V122H33V126L31 125L32 124V122H31V119L33 118V117H35L34 116V114L32 115V113H30L29 112V114H27V115H25L26 113H24L25 111H20V115L18 116L19 117V119L18 120H20L21 118V120L19 121L20 123H18L17 122V120H15V119H13L12 120V122L15 120L16 121V123H17V125H15V124H13V128H11L12 127V125L10 124V123H8V120H5L4 119V122H2L3 123V125H4V123L5 122H7V124L8 125H11V127L10 126H8L7 128H8V130L9 131H7L6 129H5V125H4V127H3V125H1L2 123H0V131H2V130H4L3 131V133L4 134H2V138L0 137V147H1V150H0V152H2L0 155V157H2L1 159H0V161L2 160V162H0V163H2V164H0V166H3V168L2 167H0V170L1 169H3L2 171L3 172H5L6 170L9 172H11V171H13V166L15 167V165L17 164V165H22V164H18V162L19 163H22L23 162V166H18L20 169H18V167H17V165H16V169H18V173L16 174V173H14V171H15V168H14V171L12 172V173H7L6 175H4L5 173H3V172H0L1 174H0V177L2 176V178H0V181H2V180H4L3 182L5 183V182H7V181H10V182H7L6 183V185L4 184V183H2V182H0V184H2L5 188H6V186H8L7 188L8 189H3L2 188V190H6V192H3V194L5 195V193H6V200L8 199V197H9V199L8 200H10L11 202L13 201L14 203H16V201L17 202H20V201H18L19 199H22V198H20V197H22L23 196V192L22 191H25V190H28L27 188L29 187V193H27V191H26V193H24V196L23 197H25V196H27L28 194H31V195H33V194H35L36 195V193H38L39 191H37V189H38V187H37V179L38 178H45L48 174L50 175V173L52 172V170H53V172L52 173H55V175H54V179L56 178L57 180H60V181H64L65 182V184H64V187H62V192L60 193L61 195V205H62V207H63V209L66 211L67 209H68V207H69V209L66 211L67 213H69V214H67L66 212V214L64 213V211H63V217H65V218H63V222H64V224L66 225V231H67V234L68 235H70V236H72V237H74L75 235H77V236H79V238H80V240H84V238L87 236V235H89L90 233L87 231V226H86V220H87V218H86V216L84 215V213H83V210H84V208L82 209V207L84 206H86V203H85V201L83 200V193L82 192H80V188H79V184H82V183H85L86 181H88V179L90 178V174H91V172H92V170H95L96 169V175H95V177L93 178V182L91 183V197H92V199L93 200H95V198H98L99 200L102 198V196L103 195H105V194H107L108 196H109V198H111L110 200L112 201V203L114 202V208L116 209H118L119 208V206L121 207V201H119V198H117V199H114V195H115V197H117V195H116V193H115V191L116 190H124L125 191V193H127L128 194V192H129V194H132L133 196H134V199L131 201L132 202V204L130 203V202H127L128 204H126V208H127V206L129 207L130 205L132 206V207H134L135 206V208H132V214L134 215V217L138 220V208H137V205L139 204V203H142V204H144V206H145V212H144V218H143V220L142 221H144V223H146V229H148L149 230V228H155V227H161L162 225L163 226H166V227H168L167 225L169 224V222H178V223H180L181 224V227H183V228H185V229H187V230H190V227H192V226H195V225H192L193 223H195V222H203V221H205V218L206 219H209V218H214V221H216V223H219V220L221 221V222H223V221H225L226 220V218H228L227 220L229 221V219L230 220H232V221H234V222H236L237 221V219H239L240 217V215L243 213V212H246V210L247 211H253V209L255 210V209H257V206H259V207H261L262 205L261 204H263L264 202V199H263V197H264V193H263V195H262V192H264V144H262L263 142H264V135H263V133L261 132V130H263L264 131V124H261L260 125V123L262 122H264V83H263V81H264V70L263 69H259L258 67H262L261 66V62H259V60L260 61H262V64H263V58L262 57H258L257 56V54L258 53H260V52H258V51H261V50H258L257 51V49H258V47H257V49H256V47H254V49H256V51L252 48L251 50H247V45L248 44H250L249 42L246 44ZM201 44H202V42H201ZM203 44H204V42H203ZM206 45H207V43H205ZM244 45L246 46L245 48H244ZM207 46H209V45H207ZM210 46H212V45H210ZM263 46H264V44H263ZM250 47V46H249ZM260 49H261V47H260ZM203 50V49H202ZM232 52H230V50H229V53H232L233 55H234V57H233V55L231 56V60H234V61H237L238 59H237V57H238V54L239 53H237V52H235V50H231ZM254 51V52H253ZM220 52H224V51H220ZM226 52V54H227V51H225ZM242 52H240L241 54H242ZM250 52H251V54H250ZM256 52V53H255ZM262 53H260V55L261 56H264V50H262L261 51ZM205 53V52H204ZM255 55H254V54ZM252 56V58L250 57V55ZM205 56V55H204ZM174 57H176V56H174ZM183 57V58H182ZM180 59H181V61L182 62H184L185 63V65H187L188 64V62L190 63V64H188V65H191V64H194V63H196L197 64V62H196V60L197 59H193L192 60V63L190 62V59H188L187 57H186V60L188 61H186V60H184V56H182ZM215 57H217V58H215ZM221 57V58H220ZM173 58V57H172ZM209 58H211V61H209ZM215 58V59H214ZM244 58H246V57H244ZM259 58V59H258ZM261 58V59H260ZM214 59V60H213ZM263 59V60H262ZM184 60V61H183ZM213 60V61H212ZM217 60V61H216ZM220 60V61H219ZM251 60H253L252 62H251ZM141 61V60H140ZM214 61H215V63L216 62H218L219 61V63L217 64L216 63V66H217V68H216V66H215V63H214ZM172 62H174V61H172ZM240 62V61H239ZM242 62V61H241ZM254 62L256 63V64H254ZM259 62V63H258ZM183 63V64H184ZM252 63V65L254 66V67H256V68H253V66L252 65H250ZM211 65V64H210ZM257 65V66H256ZM259 65V66H258ZM245 66H247V67H245ZM263 66H264V64H263ZM245 67V68H244ZM246 68H248L247 70H249V72H251L252 73V75L251 76H249L248 75V71L245 73L244 71H246ZM258 68V69H257ZM262 68H264V67H262ZM174 69H175V75H176V79H180L181 78V76H180V72H179V70L174 66ZM245 69V70H244ZM255 69H257L256 71H255ZM143 70V69H142ZM219 70L220 71H222L221 73L219 72ZM243 70V71H242ZM205 71H206V69H205ZM211 71V70H210ZM253 71V72H252ZM259 71V72H258ZM140 72V75H141V77H140V75H139V77H138V79L139 78H145V77H142V76H144V75H146V72H144V70H143V73L141 74V72L142 71H139ZM206 72H208V70L206 71ZM219 72V73H218ZM145 73V74H144ZM224 73V72H223ZM262 75H261V74ZM144 74V75H143ZM219 74H221L220 76L222 77V80H221V78H219L218 77V75ZM247 74V75H246ZM253 74H254V76H253ZM258 74V75H257ZM137 75H138V72H137ZM187 76V78H188V74H186ZM256 75V76H255ZM131 77V76H130ZM135 77V76H134ZM136 77V78H137ZM177 77H179V78H177ZM183 77V76H182ZM185 77V76H184ZM207 77L209 78V79H207ZM210 77H212V79L214 80H212ZM219 78V82L217 81V79ZM249 78V81L251 80V78H252V82H249L248 81V78ZM260 77H263V79L262 78H260ZM133 78V77H132ZM147 78V77H146ZM162 78H163V76H162ZM166 78H168V79H166ZM164 80H166V82H171L172 81V79L170 78V76L169 77H166ZM191 78V77H190ZM189 78V79H190ZM217 78V79H216ZM225 78H227V79H225ZM256 78V79H255ZM170 79V80H169ZM168 80V81H167ZM197 80H198V82H197ZM200 80H201V83H200ZM206 81V82H202V81ZM211 80V81H210ZM255 80V81H254ZM142 81V80H141ZM140 80H139V83H138V85L139 84H142L143 86L141 87V85L140 86H138L139 88H140V90L144 87V84H145V82L146 81H148V80H143L144 81V83H140L141 82ZM213 81V82H212ZM222 82V84H221V86H219L220 85V83ZM227 81V82H226ZM230 81V82H229ZM259 81H261V82H259ZM211 82H212V84H211ZM246 82V83H245ZM208 83V84H207ZM219 83V84H218ZM249 83H251V88L253 89V91L255 90L256 92H258V93H260L259 95H260V97L258 96L257 97V95H258V93H256V95H255V93L252 91V89L250 88V87H248L249 89V91L247 92V87H246V85H250ZM259 85H258V84ZM199 84H201V86L199 85ZM227 86V87H224L225 85ZM232 84V85H231ZM257 84V85H256ZM261 84V85H260ZM200 87H199V86ZM217 85L220 87L219 89H217ZM222 85H224V86H222ZM231 85V86H230ZM239 85L241 86L240 87V89L239 90H237L238 88H239ZM203 86V91L205 92H202V89H201V87ZM233 86V87H232ZM192 87V88H191ZM223 87L226 89V88H228L227 89V91H225V93L223 92V91H221V90H223ZM232 87V88H231ZM238 87V88H237ZM255 87V88H254ZM201 90H200V89ZM205 88V89H204ZM258 88V89H257ZM144 89V91H146L145 90V88H143ZM191 89H193V94H194V98H195V100H194V98H193V95H192V92H191ZM243 89L244 90H246V93H244L245 91H243ZM260 89V90H259ZM195 90V91H194ZM199 90H200V92H199ZM210 90V91H209ZM213 90V91H212ZM218 90H220V91H218ZM251 91H252V93H251ZM147 92V91H146ZM202 92V93H201ZM212 92V93H211ZM219 92V93H218ZM224 93L223 95L224 96H222V94L221 93ZM207 94V100H209V98H210V100H209V102L210 103H206L205 104V100L204 99H206V95H204V94ZM215 93V95H213ZM233 93H234V95L235 96H239L240 94H242V95H240V97L239 98H237L238 100H240V102L238 101V100H236L235 101V97H234V95H233ZM240 93V94H239ZM93 94H91L90 96H92ZM96 94L99 96V94L100 95H103V96H100L99 98H98V96L96 97ZM138 94H140L139 92H138ZM201 94V95H200ZM231 95V96H228V95ZM252 94H254L253 96H254V99H255V101H253L254 99L252 98L253 96H251ZM105 95V96H104ZM119 95V94H118ZM144 95H146V93L144 94ZM191 95H192V97H191ZM195 95H196V97H195ZM202 95H204V97H202ZM245 95V96H244ZM248 95H249V99L247 98L248 97ZM209 96V97H208ZM229 97V98H231V99H229V98H227V100L229 99V101H231V100H233V98H235L233 101L234 102H236V104H234V102L232 101L230 104L229 103H227L226 102V100L224 101V99L222 98V97H224L225 99H226V97ZM233 96V97H232ZM132 97V98H131ZM256 97H257V99H256ZM90 98V97H89ZM98 98V99H97ZM106 100H105V99ZM203 98V100H201ZM212 98L214 99V100H212ZM259 98V99H258ZM261 98H263L262 100H261ZM104 99V100H103ZM118 99V98H117ZM134 99V100H133ZM247 99V101H249V102H247V101H245ZM133 100V101H132ZM194 100V101H193ZM206 100V101H207ZM218 100V101H217ZM259 100H260V103H259ZM115 101H116V103H115ZM119 101V102H120ZM153 103H152V102ZM193 101V102H192ZM204 102V105H203V103L202 102ZM238 101V102H237ZM241 101H244L243 103H245V105L241 102ZM251 101H253L254 103H252L253 104V108L251 107ZM104 102L106 103L107 102V104H105L106 105V107H108V110L111 108L112 110H110V111H108V110H106L107 108H104L103 107V105H104ZM138 102V103H137ZM150 102V103H149ZM189 102H190V104H189ZM215 102V103H214ZM80 104H81V102H79ZM82 103H84V102H82ZM145 103V104H144ZM189 105H188V104ZM196 105H194V104ZM200 103V104H199ZM218 103V104H217ZM234 105H233V104ZM246 103L248 104H250V105H246ZM255 103H256V105H255ZM91 104H97V108L96 107H94V108H96V109H94V111H93V107L91 106ZM129 104V105H128ZM149 104V105H148ZM151 104V105H150ZM209 104H214L215 105V107H214V105H211V106H213L212 108L213 109H215V111L216 112H219V113H217L218 114V116H217V114L216 115H213V118L214 119H216L217 121H220V119L222 120L220 123L219 122H217L218 124H216L215 126H213L214 125V123H216V120L214 121V119H213V121L214 122H212V119H211V117L209 116V115H211V113L212 114H214V110H212V108H210L211 110H209L210 111V113H209V111L207 110V109H205L204 107L207 105V106H209ZM225 104H228L227 105V107H226V105ZM232 104V105H231ZM239 104V105H238ZM243 104V105H242ZM121 105H123V108L125 109V112H126V118H125V112L123 111L122 113L121 112H119V108H121L122 106ZM127 106V108L126 107H124V106ZM143 105H144V107H143ZM152 105H154L153 107H152ZM161 105V106H160ZM174 105V106H173ZM192 106V108H191V106ZM217 105H218V107H217ZM222 105H223V110H222ZM236 105H237V107H236ZM243 107H242V106ZM256 107H255V106ZM257 105H258V107H257ZM80 106V105H79ZM81 106H82V104H81ZM81 106L80 107H78V108H80L81 109ZM101 106V107H100ZM119 106H121V107H119ZM141 107L142 106V109H144V111L142 110V114H141V111H139V110H137L139 107ZM148 106V107H147ZM157 106V107H156ZM166 106H168L167 108H166ZM201 106V107H200ZM206 106V107H207ZM210 106V107H211ZM221 106V107H220ZM261 108H260V107ZM90 107H92V108H90ZM110 107V108H109ZM133 110V112L131 111V109ZM137 107V109H135V108ZM145 107H146V109H145ZM149 107L151 108V110L149 109ZM156 108V109H154V110H152L153 108ZM165 107V108H164ZM173 107H175V109L173 108ZM199 109V110H197V108ZM225 107V108H224ZM254 107H255V109H254ZM123 108H121L120 109V111L121 110H124ZM189 108H191V109H193V113L195 114V115H197L196 116V119H197V121L198 122H200L201 123V125L202 124H207V126H209L208 127V129H205V131L206 130H208V132H207V134H206V132H204V128H206L205 126L206 125H204V126H198V122L196 121V123H197V127H199V128H197L196 130H197V133H199V134H196V135H194L193 133H194V131H195V129H194V127H193V123H191V122H194L195 121V117H194V120L192 119L193 118V116H195V115H193L192 113H190L191 111H189ZM226 108H228V110H226ZM232 108H234V114L236 115V116H232V115H234V114H232L233 113V111H232ZM241 108H242V110H241ZM248 108V109H247ZM256 108H259L258 109V113L256 112ZM80 109H79V111H80ZM139 109H141V108H139ZM162 109V110H161ZM165 109V110H164ZM206 110L207 112H204V110ZM217 109V110H216ZM239 109L241 110V111H243L242 113H241V111H239ZM261 109V110H260ZM99 110V111H98ZM127 110H129V111H131L130 112V115H131V118H129V111L127 112ZM147 110H150L148 113H147ZM175 110V111H174ZM180 110V111H179ZM196 112H195V111ZM252 110H253V112H252ZM255 110V111H254ZM104 111H106V112H104ZM107 111L110 113V114H108L107 113ZM111 111H113L112 113H113V115L115 116L116 114V116L115 117H117L118 116V113H119V115H120V117H121V115H122V117L125 119V122L123 123V121H124V119L122 120L121 118H119V116H118V118L119 119H114V116L112 117V119L110 118L111 117ZM117 111H118V113H117ZM135 111V112H134ZM136 111H137V113H136ZM157 113H156V112ZM163 111H165L166 112V114H165V112H164V114L165 115H163V114H161V113H163ZM169 111V114L167 115V112ZM177 111V112H176ZM181 111H182V113H181ZM202 111V112H201ZM231 111V112H230ZM238 111H239V113H238ZM246 111H247V114H246ZM13 112V111H12ZM12 112H11V115H12ZM115 112H116V114H115ZM140 112V116H139V113ZM178 112H179V114H178ZM215 112V113H216ZM223 112V119H222V115H220L221 113ZM244 112H245V115H244ZM252 112V113H251ZM257 113V115H256V113ZM0 113H1V111H0ZM4 113V112H3ZM2 113V114H3ZM14 113V112H13ZM16 113H18V112H16ZM15 113V114H16ZM28 113V112H27ZM42 113H43V115H42ZM106 113V114H105ZM128 113V114H127ZM132 113H134L133 115H132ZM146 113L148 114V115H146ZM154 113V114H153ZM200 115H199V114ZM201 113H204V114H202L201 115ZM30 114H31V116H30ZM97 114V115H96ZM103 114V115H102ZM104 114L105 115H109L110 117H108L109 119H111L110 121H108V119H107V117L105 116V118H104ZM151 114V115H150ZM153 114V115H152ZM178 114V115H177ZM191 114V115H190ZM206 114V116H207V121H206V118L205 119H203L204 118V115ZM242 114V115H241ZM251 115V118H249L250 117V115ZM259 114L261 115V116H259ZM4 115V114H3ZM10 115V116H11ZM17 115V114H16ZM23 115V116H22ZM29 115V117L31 118H29L30 119V121H29V119H28V117L26 118V119H24L25 118V116H28ZM36 115V114H35ZM51 115V114H50ZM137 115H138V118H137ZM142 115V116H141ZM150 115V116H149ZM159 115V116H158ZM162 115V118H160V116ZM167 115V118H168V116H169V118H171L170 120H169V118L168 119H166V117H164V116H166ZM185 116L183 119H186V120H179V121H184V127H182L181 128V122H179L178 121V119H180L181 117H177V116ZM229 115V116H228ZM257 117H256V116ZM5 116H6V114H5ZM33 116V117H32ZM51 116H54V115H51ZM69 116H72V117H70L72 120L70 121V120H68V119H70V118H68ZM85 116H87V115H85ZM128 116V117H127ZM145 116V117H144ZM153 116H156L157 118H155V117H153ZM192 118H191V117ZM203 116V117H202ZM214 116H216V118L214 117ZM232 116V117H231ZM246 116V117H245ZM248 116V117H247ZM55 117V118H56ZM65 117H66V119H65ZM78 117H80V118H78ZM104 118L103 120H102V118ZM145 118V119H142V118ZM150 117H151V119H150ZM177 119V121L179 122V124L177 123V121L175 122V118ZM188 117V118H187ZM198 117V118H197ZM217 117H219L218 119H217ZM228 117H230V118H228ZM235 117V119L236 118H238V122L236 121V120H234L236 123H238L237 125L236 124H234L235 122H233V119L232 118H234ZM245 117V118H244ZM14 118V117H13ZM17 118V117H16ZM84 118V119H83ZM149 118V119H148ZM155 118V119H154ZM189 118H191V119H189ZM210 118V119H209ZM243 118V119H242ZM246 118H248V121H247V119ZM76 119V120H75ZM96 119V120H95ZM130 119H131V122H130ZM144 120V122L142 121V120ZM146 119H148L147 120V122H146ZM166 119V120H165ZM175 119V120H174ZM199 119V120H198ZM22 120H26V122H25V125H23V127H22V124H24L23 122L24 121H22ZM68 120V121H67ZM73 120H75V121H73ZM85 120H87V121H85ZM104 120H105V122L107 123V125H106V123H105V125L103 124V125H101V123L100 122H102V123H104ZM138 120V121H137ZM152 120V121H151ZM155 120L157 121L156 122V124H155ZM165 120V121H164ZM167 120H169V121H167ZM188 120L190 121V123L188 122ZM203 120V121H202ZM204 120H205V123H203L204 122ZM226 120V121H225ZM258 122L257 124L255 123L256 121ZM2 121H3V119H2ZM33 121V120H32ZM70 121V122H69ZM73 121V123L74 122H76L77 124L75 125V123L73 124V126H76V129H75V127L74 128H72L73 126H72V124H71V122ZM113 121V122H112ZM171 121V122H170ZM223 121H224V123H223ZM232 121V122H231ZM29 122V123H28ZM31 122V123H30ZM39 122H41L42 124H40L41 126L39 127ZM82 122V123H81ZM88 124H90V125H88ZM121 122V123H120ZM137 122V123H136ZM142 122H143V124H142ZM148 122H149V126H150V123H151V125L152 126H150V128H148L149 126L147 125V127L145 126L144 127V129H142L143 127V125H145V124H148ZM166 122V123H168V122H170V124H166L167 126H169L170 125V127H169V130L167 129V128H163L165 125H163L164 123ZM173 122V123H172ZM187 124H186V123ZM209 122H210V124H209ZM241 122V123H240ZM35 123H37V125L35 124ZM60 123V122H59ZM69 123V124H68ZM81 123V124H80ZM84 123H86V124H84ZM139 123V124H138ZM154 123V124H153ZM175 123V124H174ZM180 126V127H178V125ZM181 123V124H180ZM195 123V122H194ZM195 123V124H196ZM231 123H233L235 126H233ZM240 123V124H239ZM254 123V124H253ZM7 124H6V126H7ZM18 124H21V126L20 125H18ZM26 124H27V127H26ZM67 124H68V126H67ZM97 124V125H96ZM109 124V125H108ZM116 124H117V126H116ZM122 124V125H121ZM126 125V129L124 130V128H125V126H123V125ZM130 124H131V126H130ZM159 124H161V125H159ZM182 124V125H183ZM185 124H186V126H185ZM223 124V125H222ZM247 124V125H246ZM30 125L32 126V128L30 127ZM44 126V129H43V126ZM50 125V126H51ZM57 125V126H56ZM67 126V128H65L64 129V126ZM70 125V126H69ZM117 127V131H116V133L117 134H115V130H116V128H114L115 126ZM129 125V126H128ZM138 125H139V127H138ZM153 125H155V129L157 130H155L154 129V126ZM176 125V127H175V129H174V127L173 126H175ZM217 125L219 126V125H221V126H219V127H217ZM233 126V128H234V130H232L233 128H231L230 126ZM238 125H243V127L245 128V126H250V127H247V128H249V129H243L242 128V126H238ZM255 125H260V126H263V128L260 130V128L258 127V126H256V128H254V127H252L251 128V126H255ZM16 126V127H15ZM20 126V127H19ZM36 126L38 127L37 129L38 130H41V129H43V130H41L40 132H41V136L39 135V136H36V133H34V135H31V134H33V132H34V129H36ZM57 128H56V127ZM60 126V128L59 129H61L62 127V131H61V134H62V132L64 133L65 131L64 130H68V127H70L72 130L73 129H75L77 132L79 131V133L77 134L76 132H73L72 130V133L70 132L69 133V131H70V129H69V131H67V132H65L64 133V135H62L61 136V134L59 135V134H57L58 132H59V129H58V127ZM62 126V127H61ZM65 126V127H66ZM72 126V127H71ZM80 126H81V128H80ZM98 126H100L99 128H98ZM105 126H106V129H107V133H106V130H105V132H104V134H103V129H105ZM121 126H122V128H123V131H125V132H130V133H128V135H127V133H125V132H123L122 131V128H121ZM136 126V127H135ZM158 126V128H156ZM166 126V127H167ZM195 126V125H194ZM212 126H213V129H210L209 130V128H212ZM222 126L224 127V129H221L222 128ZM229 126V127H228ZM239 127L238 129V131L236 130L237 128L236 127ZM3 127V129H1ZM18 127H19V129H18ZM42 127V128H41ZM97 127V128H96ZM102 127V128H101ZM112 127V128H111ZM131 127V128H130ZM142 127V128H141ZM178 127V130H179V128H181L179 131L178 130H176V128ZM186 127V128H185ZM187 127H188V129H187ZM194 129V130H192V128ZM202 127H204V128H202ZM217 128V130L215 129V128ZM221 127V128H220ZM26 128V129H25ZM27 128H28V136L27 135H25L26 133L24 132H21V130L22 131H24V129L25 130H27ZM30 128V129H29ZM39 128H41V129H39ZM53 128V129H52ZM55 128H56V130H55ZM86 129V131H84L85 129ZM100 128H101V130H100ZM137 128H138V130H137ZM170 128H173V129H171L170 130ZM185 130H189L187 133H188V135H186V134H183V136H182V130L184 131V129ZM228 128H230L229 130V134H231L230 136H229V134H228ZM259 128V129H258ZM16 131H15V130ZM20 130V131H18V130ZM57 129H58V131H57ZM93 129V130H92ZM120 129V130H119ZM150 129H151V133L149 134V132H150ZM162 129H164L163 130V132L162 133H165V134H162L161 133V131H162ZM200 129H202L203 130V132H202V130H200ZM241 129V130H240ZM242 129H243V131H242ZM11 130H13V131H11ZM93 132H92V131ZM103 130V131H102ZM111 130V131H110ZM129 130V131H128ZM137 130V131H136ZM144 130H146V131H144ZM149 130V131H148ZM168 130V131H167ZM218 130H219V132H220V130L222 131V132H218ZM227 130V132H225V131ZM244 130H245V132H244ZM44 131V132H43ZM46 131V132H45ZM54 131V133H52ZM80 131H82L83 132V134H81L80 133ZM90 131V132H89ZM145 132V134L142 132ZM152 131H153V133H152ZM160 131V132H159ZM170 132V134L169 133H167V132ZM172 131H177L178 133H180V134H178V135H180V136H178V135H176L177 134V132H173L175 135H173V137H172ZM215 131H216V133H215ZM224 131V132H223ZM233 131H237V132H233ZM240 131V133H238ZM247 131H249L250 133H249V135H248V133H247ZM16 132H20V134H23V140H22V142L23 143H21V141H19V139H20V136H22V135H20V136H18L19 138H17V134H19V133H16ZM47 132L49 133V134H47ZM100 132L103 134V135H101L102 136V139H100L101 138V136H99V134H100ZM113 132H114V134L116 135L115 137H114V134H113ZM120 132V133H119ZM196 132V131H195ZM253 132H255V133H257L256 135L257 136H259V142H258V137H256L255 136V134L253 133ZM0 133H2V132H0ZM12 133V134H11ZM16 133V134H15ZM37 133V134H38ZM43 133H45L44 135L45 136H42L43 135ZM60 133V132H59ZM67 133V134H66ZM74 133V134H73ZM86 133H87V135H86ZM90 133L92 134V135H90ZM94 133V134H93ZM98 133V134H97ZM122 133V135H120ZM124 133H125V135H124ZM159 133V136L157 135ZM162 135H161V134ZM166 133L168 134V135H166ZM184 133H185V131H184ZM204 133H205V136H203L204 135ZM210 133V134H209ZM243 133H244V135H243ZM252 133H253V135H252ZM7 134H9V135H7ZM11 134V135H10ZM52 134H54V135H52ZM57 134V135H56ZM69 134V135H68ZM70 134H73V135H75V137L76 136H79V137H76V139H73L74 138V136L72 135H70ZM80 134V135H79ZM89 134V135H88ZM95 134H97L96 136H94ZM112 134V135H111ZM132 134H134V135H132ZM138 134V135H137ZM142 134V135H141ZM152 134H153V136H152ZM155 134V135H154ZM192 134V135H191ZM1 135V134H0ZM4 135H7L6 137H8V138H5L4 137ZM13 135V136H12ZM16 135V136H15ZM31 135V136H30ZM52 135V136H51ZM55 135H56V137H55ZM66 135V136H65ZM104 135H106L107 137H103ZM119 135V136H118ZM165 135V136H164ZM171 135V136H170ZM197 135H202L201 136V138H199V136H198V140L197 139H195L196 141H194V138L197 136ZM207 135H209L208 137H207ZM236 135H238L237 136V139H236ZM252 135V139H253V141H252V139L250 140V138L251 137H249L248 138V136H251ZM263 136V137H261L260 138V136ZM26 136V137H25ZM48 136H49V138H48ZM59 136H61V137H59ZM68 136H69V138H68ZM82 136V137H81ZM148 136V137H147ZM157 136V138H159V139H157V141H159V140H161V136H164V138L165 139H168V137L170 136V137H172V138H170V139H168V140H171V141H173L172 139H176V140H174L172 143H171V141H167V140H164V138H162L163 140H161V141H165V142H157L156 140L154 141V138ZM167 136V137H166ZM176 136H177V138H176ZM192 136V137H191ZM195 136V137H194ZM241 137V139H240V137ZM245 138H244V137ZM253 136H255V137H253ZM10 137V138H9ZM12 137V138H11ZM28 137V138H27ZM35 137H37V141H35L36 139H35ZM40 137V138H39ZM57 137H59V139L57 138ZM65 137V138H64ZM73 137V138H72ZM88 137H89V139H88ZM98 139H96V138ZM131 139V141L132 142H134L135 140H136V142H139L140 141V143H138L137 145L136 144H134V145H131L132 144V142L130 141L129 142V138ZM144 137V138H143ZM150 137V139H153L151 142H150V144L148 143V144H143V143H147V139ZM151 137H153V138H151ZM178 137H179V139H178ZM180 137H182L181 138V140H180ZM188 137H189V139H188ZM191 137V138H190ZM194 137V138H193ZM223 139H222V138ZM231 137V139H229V138ZM22 138V137H21ZM34 138V139H33ZM43 138V139H42ZM53 138V139H52ZM54 138H56V139H54ZM71 138L74 140H71ZM80 138V139H79ZM88 140H87V139ZM94 138V140L96 139V143H98L99 142V144L98 145H101L100 147L98 146V145H96V143H94L93 141L94 140H91V139H93ZM104 138L106 139V140H104ZM109 138H110V140H109ZM112 138V139H111ZM114 138V139H113ZM117 138H119L118 140H117ZM121 138H123L124 139V141H122L123 139H121ZM126 138H128V139H126ZM132 138H133V140H132ZM185 138V139H184ZM209 138V139H208ZM239 138V139H238ZM243 138H244V140H243ZM3 139V144H2V142H1V140ZM5 139V140H4ZM7 139H8V142H7V144H6V146H5V144L4 143H6V141H7ZM14 139H18V140H15L14 141ZM49 139V140H48ZM66 139H68V141L66 140ZM83 140V141H81L80 142V140ZM86 139V140H85ZM100 139V140H99ZM121 139V140H120ZM180 140V142L181 141H184L183 143H184V145H182L183 146V148L184 149H179V147H182V146H180V142L178 143V140ZM183 139V140H182ZM188 139V140H187ZM191 139V141H189ZM201 139V144L200 143H197L199 140ZM263 139V140H262ZM30 140H31V142H30ZM40 140H42L43 142H41ZM46 140H47V142H46ZM65 140H66V145L68 144V145H70V149H68V147H66L65 145H63V146H61V144H63V142H65ZM77 140V141H76ZM90 140H91V142H90ZM102 140V141H101ZM111 140H114L115 141V143H114V141H112V143L110 142ZM193 140V141H192ZM212 140V143H214V144H211L210 143V141ZM228 140V141H227ZM239 140V141H238ZM246 140H247V142H249L248 144H247V142H246ZM251 141V144H250V141ZM256 141V143L258 144L257 146L258 147H260L259 149H257L256 150V148H257V146H256V143H255V141ZM5 141V142H4ZM17 141H19V143L17 142ZM27 141V143H24V142H26ZM33 141H35V143H37L38 141H39V143H41V145H43L42 146V151H41V149H39L38 147L40 146V144L39 143H37V145L39 144V146L38 147H36L37 145L33 142ZM52 141V142H51ZM59 141V142H58ZM61 141V142H60ZM70 141H72L71 143H70ZM117 141V142H116ZM119 141V142H118ZM128 142V143H123L124 145H129V143H130V146H124L125 147V149H124V147H123V144L121 145V143L122 142ZM142 141V142H141ZM146 141V142H145ZM156 142V143H154V142ZM177 141V142H176ZM261 141H263V142H261ZM14 142V143H13ZM55 142V143H54ZM75 142V143H74ZM77 142V143H76ZM83 142V143H82ZM84 142H86V145H85V143ZM88 142H90V145H87V143ZM101 142H102V144H101ZM155 144H153V143ZM166 142H167V144H166ZM190 142H192L191 143V145L193 144V142L195 143H197V144H194V145H199V147H201V151H204V153L202 154V152L199 150L200 148L199 147H197V148H199L198 149V151H197V149H195L196 147H193L194 145H189L190 144ZM204 142V143H203ZM206 142H208V143H210L211 145L209 146V144L208 143H206ZM227 142V143H226ZM16 143L19 145V147H18V145L17 146H15L16 145ZM32 143V144H31ZM61 143V144H60ZM72 143H74V144H72ZM78 143H79V145H78ZM82 143V144H81ZM116 143H118V144H116ZM135 143V142H134ZM141 143H142V145H141ZM160 143H163L162 145L163 146H161V144ZM174 143V144H173ZM176 143V144H175ZM11 144H12V146H11ZM21 144V145H20ZM26 144V146L24 147V145ZM34 144V145H33ZM56 144V145H55ZM80 144L82 145L81 147H80ZM89 144V143H88ZM106 144V145H105ZM107 144H108V146H107ZM113 144H114V146L116 147V149H114L113 147ZM164 144H166V147L164 146ZM173 145V149H172V145ZM181 144H182V142H181ZM224 144V145H223ZM241 144V145H240ZM244 144V145H243ZM247 144V145H246ZM250 144V145H249ZM261 146H260V145ZM30 145H32V146H30ZM36 145V146H35ZM52 145L54 146V147H52ZM58 145H60L61 147H63V148H61V147H59ZM67 145V146H68ZM76 145H77V147H76ZM83 145H85V146H83ZM119 145H121L120 147H121V149H120V147H119V150H118V152H117V146H119ZM136 145V146H135ZM151 145V147H149V146ZM153 145V146H152ZM168 145V146H167ZM235 145V146H234ZM236 145H239V146H236ZM248 145H249V147H251L252 146V148L250 149H248ZM254 145V146H253ZM13 146H15V147H13ZM21 146V147H20ZM72 146H73V148H72ZM90 146V147H89ZM94 146V147H93ZM96 146L98 147V148H100L101 150H99L98 148H96ZM103 146V147H102ZM112 146V147H111ZM133 146V147H132ZM138 146V149H139V147H140V151H138L137 149H135L136 147ZM147 146L149 147V150H152L151 152H147V150H148V148H147ZM175 146V147H174ZM215 146V147H214ZM263 146V147H262ZM10 147V148H9ZM13 147V148H12ZM23 147V148H22ZM36 147V148H35ZM48 147H50V149L48 148ZM79 147V148H78ZM82 147H84V148H82ZM89 147V148H88ZM123 147V148H122ZM134 148L135 149V151H133L131 148ZM152 147H154V148H156V152H155V149H152ZM163 148V150H161L162 148ZM187 147V148H186ZM209 147H211L210 149H209ZM218 149H217V148ZM222 147V148H221ZM226 147L228 148V149H226ZM239 147H241V148H239ZM243 147H244V150H243ZM254 147V148H253ZM256 147V148H255ZM262 147V148H261ZM4 148V149H3ZM21 148V149H20ZM27 149V150H23V149ZM34 148V149H33ZM53 148H55V149H53ZM60 148V149H59ZM87 148V149H86ZM102 148H105V149H102ZM108 148H110V149H108ZM142 148H144V150H142V153H141V149ZM195 149L197 152H195V150L193 151V154H196L195 155V157H194V160L192 159V157H193V154H191L192 153V151H191V149ZM225 150H224V149ZM35 150V149H37V151H33V152H30V150ZM52 149L54 150V151H52ZM61 149H63V151L61 150ZM66 149H68V151L70 152V154H69V152H67V150ZM82 149V150H81ZM88 149H89V152H88ZM112 149V150H111ZM113 149H114V151H113ZM216 149V150H215ZM240 149V150H239ZM40 150V151H39ZM58 150V151H57ZM59 150H60V153H59ZM77 150H78V152H77ZM85 150H87V153L88 154H86V151ZM94 151V154H95V157H97V158H95L94 157V155H93V157H88V158H86V155H92L93 154V152L92 151ZM98 152H97V151ZM104 150H107V151H104ZM109 150V151H108ZM110 150H111V152H110ZM125 150H127V151H125ZM128 150H129V152H128ZM131 150L133 151V153H136V154H133L135 157H132V152H131ZM168 150V151H167ZM179 150V151H178ZM184 150H185V152H186V156L185 155H182L181 156V151H182V154L183 153H185L184 152ZM188 150V151H187ZM208 150H210V151H208ZM220 150H221V152H223V153H221L220 152ZM238 150L240 151L239 153H238ZM247 150H249L250 151V154L248 153V151ZM255 152L254 153V155H252V153H253V151ZM261 150L263 151V152H261ZM5 151V152H4ZM12 151V152H11ZM24 151H26V152H24ZM38 151H39V153H38ZM44 151V152H43ZM50 151V152H49ZM72 151V152H71ZM83 151V152H82ZM84 151H85V156H84ZM96 151V152H95ZM100 151V152H99ZM144 151V152H143ZM146 151V152H145ZM162 151H164V152H162ZM226 151H228V152H226ZM234 151V152H233ZM243 151H245V152H243ZM260 151V152H259ZM6 152H8V153H11L10 155H7L6 156ZM22 153V155H25L24 153H26V158L25 157H23V158H20V156H22L21 155V153ZM49 152V153H48ZM66 152V153H65ZM101 152H103L102 154H101ZM106 154H105V153ZM121 152V153H120ZM122 152H123V154H122ZM126 152V153H125ZM127 152H128V154H127ZM138 152H140V153H138ZM155 152V153H154ZM162 152V153H161ZM201 152V153H200ZM214 152H215V154H214ZM237 152V153H236ZM259 154H258V153ZM12 153H14V154H12ZM41 153V154H40ZM82 155V156H84L86 159H85V161H87V162H85L83 159L84 158H80V157H82L80 154ZM100 153V155H98ZM109 153V154H108ZM110 153H114L113 155H110ZM125 153V154H124ZM169 153V154H168ZM198 153V154H197ZM232 153H235L236 154V157H234V156H232ZM245 153V154H244ZM247 153V154H246ZM260 153H261V156H260ZM35 154V156H37L38 157V155L40 154L41 156V158H42V160L40 161V159H39V157L37 158V159H39V161L37 160V161H33V160H35L36 158H33L34 155ZM42 154H43V156H42ZM66 154H69L70 155V158L68 159V157H67V155ZM72 154H74V155H72ZM120 154H122V155H120ZM129 154H131L130 155V158L132 157V158H134L132 161L133 162H135L136 163V165H135V163H133L134 164V166L132 167V163H131V159L129 158ZM138 154H140V156L138 157V158H136L137 156L136 155H138ZM208 154V155H207ZM217 154V155H216ZM235 154H233V155H235ZM239 154V155H238ZM263 154V155H262ZM16 155V156H15ZM20 155V156H19ZM46 155V156H45ZM71 155H72V157H71ZM76 155V156H75ZM102 155H103V157H102ZM109 155V156H108ZM116 155V156H115ZM124 155H125V158H123L124 157ZM127 155H128V158H127ZM146 155V156H145ZM201 155H203V156H201ZM207 155V156H206ZM242 155L243 156H247V157H249L250 155V157L249 158H251L252 156V158L249 160V159H243V157H242ZM258 155V156H257ZM3 156H4V158H3ZM17 156H19V157H17ZM33 156V157H32ZM55 157V158H57V157H59V156H64L63 157V159H62V157H60V158H57L58 160H64V159H66L67 158V160H70L71 158H76L77 156H80L79 158L81 159H79V158H77V159H75V162H74V159L72 160V161H68L69 163H71V162H73L72 163V165L73 164H75V165H73L74 166V168L72 167L71 169H76L77 167V169L75 170V171H78V172H80V171H83V172H81L79 175L78 174H76V172L74 173V174H76L75 176L77 177V179H76V177H75V179H72L73 178V176L74 175H72V173L71 172H69L68 171V169H69V167H71L72 165L70 164V166L69 167H67L68 166V163H66L67 161H61V163L60 162H58L59 164H61V165H58V163H55V164H53L54 162H56L55 160L56 159H50V157ZM66 156V157H65ZM105 156H107V159H109V161L108 160H106V159H104L105 158ZM113 156V157H112ZM123 156V157H122ZM174 156V157H173ZM188 156V157H187ZM225 156V157H224ZM226 156H227V158H226ZM241 156V157H240ZM11 157H13V158H11ZM46 157V158H45ZM100 157V158H99ZM101 157H102V159H101ZM109 157V158H108ZM111 157V158H110ZM115 157V158H114ZM120 157V158H119ZM140 157H142V158H140ZM146 157V158H145ZM197 157H198V159H197ZM33 158V159H32ZM44 158H45V160H44ZM47 158H49L50 160H51V162H49L50 160L49 159H47ZM91 158L92 159H95V161L93 162L92 160H91ZM119 158V159H118ZM177 159V160H174V159ZM181 158H183V159H181ZM187 158V161L185 160ZM196 158V159H195ZM49 160V161H47V160ZM103 159H104V164H103ZM121 159V160H120ZM125 159V160H124ZM141 159H143V160H141ZM146 159H147V161H146ZM219 159V160H218ZM231 159V161H226V160H230ZM234 159V160H233ZM237 159V160H236ZM241 159V160H240ZM4 160V161H3ZM6 160V161H5ZM10 160V161H9ZM28 160H32L30 163H29V161ZM54 160V161H53ZM83 160V162H85V163H81V162H79V163H77L78 161H82ZM91 160V161H90ZM96 160H100L101 162H102V165H101V163H100V161H99V163L96 161ZM113 160V161H112ZM120 160V162H118ZM136 160H138L137 162H136ZM146 161V164H145V161ZM217 160V161H216ZM245 160H247L246 161V163L248 162L249 164H248V166H246L247 164H245ZM24 161H25V163H24ZM27 161V162H26ZM44 161H46V162H48V163H51V164H47L46 162H44ZM77 161V162H76ZM89 161V162H88ZM105 161H106V163H105ZM111 161H112V166H111V164H109V163H111ZM123 161L125 162V163H123ZM126 161H128V163H130L131 165L130 166H128V163L126 162ZM140 161H144V162H140ZM194 161V162H193ZM3 162H4V164H3ZM34 162H36V163H34ZM53 162V163H52ZM90 162H91V164H90ZM93 162V163H92ZM95 162H97V163H95ZM107 162H108V165H106L107 164ZM115 162V163H114ZM117 162H118V164H120L121 162V164H123V165H125V166H122L121 165V167H123V168H121V167H119L118 166V164H117ZM148 162V163H147ZM179 162V163H178ZM186 162L188 163V164H186ZM198 162V163H197ZM203 162V163H202ZM234 162H235V164H236V167H234V165H231V163L232 164H234ZM7 163V164H6ZM10 163H13L14 165H12V166H10L11 167V169L12 170H10V167H9V165H10ZM32 163V164H31ZM62 163L64 164L63 165V167H64V169H61L62 168ZM66 163V164H65ZM80 163H81V165H80ZM86 163L90 166V168H89V170H88V168H87V170L85 171V167H84V164L86 165ZM139 163H144L145 165H146V167L145 166H143L144 164H142V166L141 165H139ZM228 163H230L229 165H231V167H234V169L233 168H229V167H227L228 165ZM26 164H28L30 167H27L26 166ZM49 166V168L47 169V165ZM56 164H57V166H56ZM76 164H78V166L76 167ZM82 164H83V167H82ZM114 164V165H113ZM117 164V165H116ZM138 164V165H137ZM185 164V165H184ZM196 164H198V165H196ZM225 164V165H224ZM42 165H45V167H43ZM54 165L56 166L55 168H54ZM103 165H104V167L106 168L107 166L108 167H110L109 169L108 168H106V170H108V171H106L105 170V168L103 167ZM176 165H178L177 167H176ZM186 165H188V166H186ZM251 165V166H250ZM59 166L61 167V168H59ZM116 166L117 167H119L118 169L119 170H116ZM143 167V168H140V167ZM157 166H159V167H157ZM200 168H199V167ZM250 166V167H249ZM8 167H9V169H8ZM50 167H51V169L52 168H54V169H50ZM80 167H82L83 169H81ZM86 167H87V165H86ZM113 167L115 168V171L113 170ZM131 167H132V169L135 167V170H132V171H134V175H133V172L132 171H130V169H131ZM138 167V170H140V172L136 169ZM156 167V168H155ZM161 167H163V168H161ZM5 168V169H4ZM25 170H24V169ZM31 169V171H30V169ZM57 168H59V170H61L62 171V173L64 174V177L63 176H61L60 174L58 175V173H61V171H59ZM101 168H103V171H102V169ZM129 168V169H128ZM145 168V169H144ZM168 168V169H167ZM174 169V170H170V169ZM179 170H178V169ZM235 168H237V172L235 171ZM67 169V170H66ZM79 169H81V170H79ZM113 171H112V170ZM120 169L122 170V169H126V170H123L122 171V173H123V175H122V177H121V172H118V171H120ZM142 169H143V171L145 172H143L142 171ZM177 169V170H176ZM184 169H186V171L187 170H189V171H185ZM218 169H219V171H218ZM230 169V170H229ZM20 170V171H19ZM47 170H49V172L47 171ZM51 170V171H50ZM56 172H55V171ZM64 170V171H63ZM73 170H72V172H73ZM111 170V171H110ZM195 170V171H194ZM245 170V171H244ZM6 171V172H7ZM22 171H24L23 173H22ZM27 171H30L29 173L31 174V175H28L27 173ZM58 171V172H57ZM69 173H71V174H69V177H67L66 175L68 174V172ZM88 171L90 172V173H88ZM104 171H105V173H104ZM143 173H142V172ZM197 171V172H196ZM206 171V172H205ZM16 172V171H15ZM32 172V173H31ZM46 172H48V174L46 175L45 173ZM115 172H117V174L114 173ZM132 172V173H131ZM137 172V173H136ZM175 174H174V173ZM180 172V173H179ZM188 172H189V174H188ZM19 173H22V174H19ZM27 174V175H24V174ZM51 173V174H52ZM61 173V174H62ZM105 175H104V174ZM112 173L114 174V175H112ZM129 173H131V175L129 174ZM138 173H140V174H138ZM141 173H142V175H141ZM186 173V174H185ZM221 173V174H220ZM233 173H235V175L233 174ZM4 175V177H3V175ZM13 174H16V175H12ZM62 174V175H63ZM135 174H138L137 175V177H136V175ZM145 174V175H144ZM10 177H9V176ZM49 175L47 176V177H49ZM78 175V176H77ZM112 176V179H111V176ZM141 176V178L140 177H138V176ZM5 176H6V180H5ZM15 176V177H14ZM21 176L23 177V176H25V181L27 182V184L29 185V186H27V184H26V186H25V183L24 182H22V181H24V179L23 180H21ZM32 176V177H31ZM72 176V177H71ZM118 176H120L121 178H119ZM143 176H144V178H146V179H143ZM160 176H161V178H160ZM174 176V177H173ZM235 176V177H234ZM106 177V178H105ZM133 177L136 179L135 181L136 182H133L132 181V179H133ZM178 177V178H177ZM214 177V178H213ZM11 178V179H10ZM24 178V177H23ZM29 178H32L31 180H29ZM63 178V179H62ZM141 180H140V179ZM226 178V179H225ZM34 179V180H33ZM66 179V180H65ZM105 179H106V181H105ZM161 179H162V181H161ZM225 179V180H224ZM228 179L229 180H231V181H228ZM33 180V181H32ZM71 180H72V182H71ZM105 182H104V181ZM112 180V181H111ZM125 180V181H124ZM137 180H138V182H137ZM141 181V183H140V181ZM200 180V181H199ZM31 181V182H30ZM76 181V182H75ZM114 181H115V183H114ZM118 181V182H117ZM122 181V182H121ZM16 182H22V183H24V187L26 188V189H24V187H22V189L20 190V193L18 194V195H16L15 194V192H16V189H15V187H16ZM33 182V183H32ZM107 182H112V185H111V183H109V185H110V191L108 192V190H106L105 188L107 187V185H108V183ZM10 183H12L11 185H10ZM31 183H32V185H31ZM79 183V184H78ZM142 183H143V186H142ZM78 184V185H77ZM106 185V187H105V185ZM131 184V186H129V185ZM134 184H138V185H135V187H134ZM163 184H164V186H163ZM200 184V185H199ZM10 185V186H9ZM97 185H99V186H101L102 187V189L104 190L103 192H102V189H100V187L99 186H97ZM103 185V186H102ZM129 187H128V186ZM261 185V186H260ZM78 186V188H76ZM196 186V187H195ZM232 186V187H231ZM234 186V187H233ZM67 187H69V188H67ZM71 187H73L72 188V190H70L71 189ZM94 187H97L96 188V190H95V188ZM109 187V186H108ZM116 188V190L115 191H113L114 189L113 188ZM134 189V191H135V194L137 193V191H138V194L139 195H135V194H133V189ZM138 187V188H137ZM144 187V188H143ZM164 187V188H163ZM237 189H236V188ZM242 187L244 188V190L245 191H243V189H242ZM13 188V189H12ZM127 188H130L129 189V191H128V189ZM204 188H205V190H204ZM229 188H230V190H229ZM232 188H235V190L236 191H238V193L237 192H235L234 190V193H231L232 192ZM257 188V189H256ZM261 188V189H260ZM263 188V189H262ZM31 189V190H30ZM65 189H67V192L65 191ZM113 189V190H112ZM149 191H148V190ZM254 189H256V190H254ZM261 191H260V190ZM74 190H75V192H74ZM112 190V191H111ZM142 190L144 191L143 193H142ZM159 190V191H158ZM179 190H180V192H179ZM229 190V191H228ZM252 190V191H251ZM261 192L260 194H261V196L260 195H257L256 196V194H258V192L259 191ZM95 191H96V193H95ZM117 191V192H118ZM243 192V195L244 196H246V197H244V199L245 198H247V201H245L244 199H243V195H242V192ZM253 195H251L249 192ZM253 191H255V192H253ZM257 191V192H256ZM9 192V193H8ZM44 192V191H43ZM66 192V193H65ZM106 192V193H105ZM110 192H112L111 193V195H113L112 197H111V195H109L110 194ZM139 192H141V193H139ZM246 192H248L250 195H248V193L246 194ZM65 193V194H64ZM81 193H82V195H81ZM159 193V194H158ZM199 193H201V194H199ZM223 193H226V194H223ZM40 194H41V196H42V192H40ZM40 194H39V196H40ZM44 195L43 196H45L46 194H45V192L43 193ZM59 194V190L58 189H53L52 190V192H51V194L50 195H48V197L49 198H53L54 196H57ZM71 194H73V195H71ZM118 194V193H117ZM140 194H142V195H140ZM155 194V195H154ZM160 194H162V195H160ZM164 194H165V196H164ZM168 194H169V197H168ZM232 196V195H235V196H230V195ZM236 194L238 195L239 194V200L241 201L240 203H238V202H236V201H238V200H236L235 202L236 203H238V205L236 204V203H234V200L238 197H236ZM7 195H8V197H7ZM64 195V196H63ZM76 195V196H75ZM159 197H158V196ZM186 195V196H185ZM255 195V196H254ZM30 196V195H29ZM29 196H27V197H29ZM66 196H67V198H66ZM76 197V202H75V197ZM100 196V197H99ZM143 196V197H142ZM196 196V197H195ZM225 196V197H224ZM227 196L229 197V199H228V201H229V203L227 202V204L224 202L225 200H227ZM252 197V198H254V200L256 199H258V196L260 197V198H262L263 199V201H262V199H260L261 200V202H263V203H259V199H258V205L257 204H255L257 201H254V203H253V201L251 200L252 198H250V197ZM233 197H235V199L234 200H231ZM242 197V198H241ZM257 197V198H256ZM42 198H44V197H42ZM189 198V199H188ZM196 198V199H195ZM200 198H202V200L200 199ZM64 199H65V202L64 203H67V204H69L70 202L72 203H70L69 204V206L67 205V207H65V206H63V201H64ZM70 200V202H67L68 200ZM139 199V200H138ZM210 200V201H207V200ZM252 201H250V200ZM7 200V201H8ZM67 200V201H66ZM74 200V201H73ZM97 200V199H96ZM99 200H97V202L99 201ZM113 200H116L118 203H116L115 201H113ZM145 202H144V201ZM214 200H216V201H214ZM217 200L218 201H220V202H218V204H217ZM249 200V201H248ZM134 201V202H133ZM212 201H214V202H212ZM13 202H12V204H13ZM139 202V203H138ZM152 202H153V204H152ZM156 204H155V203ZM230 202H233V205H232V203H230ZM246 202L248 203V204H246ZM252 204H251V203ZM8 203L10 204V202L8 201V202H6V205H8ZM74 203H76L75 205H73ZM126 203V202H125ZM171 203V204H170ZM117 204L119 205V206H117ZM130 204V205H129ZM225 204V205H224ZM234 204H236V206L234 205ZM243 204V208H241V205ZM249 207V204H250V209H252V210H250V209H248L247 207H245L246 205ZM14 205V207H16V208H19L20 206V203H17V204H13ZM13 205H11L10 204V206H13ZM16 205V206H15ZM164 205V206H163ZM232 205V206H231ZM257 205V206H256ZM19 206V207H18ZM117 206V207H116ZM131 206L129 207L130 209H131ZM189 206V207H188ZM191 206V207H190ZM255 206V207H254ZM193 207V210L191 209ZM207 207V208H206ZM225 207H227V209L225 208ZM67 208V209H66ZM72 208V209H71ZM74 208V209H73ZM202 208H203V210H202ZM235 208V209H234ZM240 208H241V211H240ZM128 209V208H127ZM205 209H207V211H205V213H204V210ZM213 209V210H212ZM215 209L216 210H221V212L222 211H228L229 212V214L230 213H234V215L233 216H231L232 214H230L228 217H225L226 215H228V213L227 212H220V211H216L215 212ZM37 210L39 211V212H37ZM134 210H136L135 212H134ZM202 210V211H201ZM208 210L210 211V212H208ZM244 210V211H243ZM75 211V213H73ZM131 211V210H130ZM231 211V212H230ZM211 212H212V214H211ZM215 212V213H214ZM220 212V214H218V213ZM242 212V213H241ZM36 213H37V222H42V221H44L45 219H47V217L48 216H50L51 215V205H44V206H40L39 208H37L36 209ZM41 215H40V214ZM71 213V214H70ZM73 213V214H72ZM83 213V214H82ZM131 213V212H130ZM152 213V214H151ZM209 213L211 214V217L209 216ZM227 213V214H226ZM241 213V214H240ZM19 214H20V216H19ZM75 214V215H74ZM202 214V215H201ZM205 214V215H204ZM218 214V216H216ZM236 214H237V218H235V216H236ZM70 215V216H69ZM72 215V216H71ZM220 215H222V216H224V217H222V216H220ZM15 216H17L16 218H15V220H16V225L14 226V227H12V228H10V230H15V231H18V232H22V230H23V232H24V236H23V241H28V239H30V238H32V237H34L35 236V234H36V231H37V227H35V225L34 224H31V223H29V224H27L26 223V221H27V206L25 207V205H23V207L21 206L19 209H17L16 210V215ZM204 216H206V217H204ZM69 217H70V219H69ZM196 217V218H195ZM230 217V218H229ZM67 218H68V220H67ZM114 217H113V215H109V217H108V221L109 222H115L116 221V217H115V219H113ZM218 218H220V219H218ZM222 218V219H221ZM224 218H225V220H224ZM149 219V220H148ZM194 219H197L196 221H194ZM215 219H217V220H215ZM226 220V221H227ZM239 221V220H238ZM8 222V221H7ZM94 223H96V224H98V221L96 220V221H94ZM5 224V227L7 228V226H6V223H4ZM4 224L2 225V229H6V228H4L3 226H4Z\"/></svg>",
  "mask_w": 264,
  "mask_h": 264
}]
</instances>
